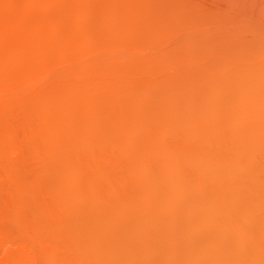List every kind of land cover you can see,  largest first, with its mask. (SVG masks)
I'll use <instances>...</instances> for the list:
<instances>
[{
    "label": "rangeland",
    "instance_id": "374dc122",
    "mask_svg": "<svg viewBox=\"0 0 264 264\" xmlns=\"http://www.w3.org/2000/svg\"><path fill=\"white\" fill-rule=\"evenodd\" d=\"M3 1V2H2ZM0 0V14H2L3 13V15L4 16H9V18L10 17H14L13 15H15V16H17V15H19V17H18V19L21 21H19L20 22V24H21V26H23V27H25V26H27L26 28L28 29H30V28H33V27H39V31H42L41 33L42 34H44V35H48L49 37H48V39L47 40H43L44 42L41 44H39L40 45V47H41V49H42V51H40V48H39V50H37L38 52H36L35 54L36 55H38L37 57H38V62H40V63H38V64H40V65H38V67L39 68H37V67H34L35 65H33V64H30L31 66H32V69L33 68H37V69H35V70H32L31 69V66L28 64V62L27 61H30V60H28L27 59V57L25 56L26 54L28 55V57H29V54L28 53H20V52H23L24 51V49L22 50V51H20L19 50V46H17L18 47V50L17 51H15V52H18V53H16L15 55L17 56V57H19V59H17L16 60V64L14 65L13 63H12V65H10V63H8L9 64V67H7L8 65L5 63V60H6V57H4L6 54L5 53H3V51H4V49L1 51V49H0V55L1 54H3L4 56H0V66H4L3 68H5V72H4V70L2 71V69H1V71L0 72H4L3 73V75L1 74V76H0V84H1V86H0V89H2V91L0 90V103H1V105H0V147L2 146L1 145V143L3 142V144L5 143V140H7L6 141V143L4 144V145H7V147H9V151H5V152H3V154L1 153V151H0V264H47V262L46 261H44V259H45V255H46V253L47 252H51V249H52V251L54 252V250L56 249V252H54L55 254L57 253V252H59V254L57 253L56 255L55 254H53V255H55V256H57L58 258H57V260L55 259V261L56 262H54V264H65V260H68V261H71L73 264H76L75 262L77 261V257L75 256V254H74V252H72V245H73V239L74 238H79V237H82V236H84V235H90V236H92L93 234V232L95 231V224H98V222H99V224L97 225L98 226V228L100 227V226H102L103 225V227L105 226L106 227V224H108V223H103V220L106 222L107 220H109V218L108 217H106L105 215L107 214H105L104 212H106V211H104V212H101V214L99 213V216H98V211L96 212V211H93V210H95V208H96V204L94 203L93 204V201L91 200V199H88V198H85V199H88V200H86L85 202H84V199L82 198L81 200H79L80 201V203H77V202H79L78 201V199L77 198H75V197H77V194H79V193H81V191L83 190L82 189V184H83V182L84 183H86L87 182V180L88 179H86V177L89 175H91L90 174V172H91V170H92V174L94 173V171H96V173L98 172V169H97V167H96V165L98 164V163H95V162H99V161H95L96 159H98V160H100V166H102V167H105V171H106V169L107 168H109V171H110V173L111 174H113L110 178L111 179H114V181H115V179L117 180V178L119 179L118 180V182H119V184L122 182L123 184L125 183L126 184V182H127V186H123V187H127L125 190H126V192H124L125 190H121L122 191V193H123V197H121L122 196V194H121V192H120V194H118V195H115L114 196V198H112V197H109V196H107L109 199L110 198H112V201H115V198L117 199L116 201L117 202H112V201H110L111 203H112V205H119L120 203H121V201H123L124 199H126V198H132V200H133V198H134V200H135V202H136V199H135V197H134V195H137L138 196V193H139V195L140 194H142L143 192H144V190L145 191H149V190H155L153 193H155V196H154V198H153V196H152V199H154L153 201V203L150 205V207H149V203H150V201H152V200H148L149 201V203H147L148 201H145V205H146V203H147V205L145 206V205H142L143 206V208L144 207H146V208H144V211L147 209V206H148V210H146V211H148V213L150 214V216H145V215H148L147 214V212H144V213H141L140 212V214L141 215H139L138 213L139 212H137V211H135V212H137V214L138 215H135V216H132L131 215V211L132 210H134V209H132L131 211L129 210V209H131V208H129L128 210L126 209V211L127 212H129V214H128V216L129 217H131L130 219H127V218H129V217H126V219L127 220H125V218H124V223L126 224V221L128 222V223H132V225H128L129 226V231H131L130 232V234L132 233V231L134 230L133 229V227H135V232L134 233H136V234H134L135 236H137L138 235V233L136 232V229L138 228V227H140V228H142L141 226H144V220H146V223H145V228L146 229H148V230H146V229H144L143 228V230H144V232H143V230H142V232L144 233V236H146V235H148L149 233L148 232H151L152 233V231H153V233L155 234V235H157V237L152 233V235H153V238L152 239H154V240H152L151 239V237H149L148 236V238H150L151 240L150 241H148V242H146V243H144L143 241L145 240H143L142 238L143 237H141L140 235L142 234V236H143V233L141 232V234H139L138 235V237H136L135 239H133V240H137V241H134V242H132L133 240H131L130 238L131 237H129L128 235V237H129V240H128V238L126 237V236H124V237H126L125 238V240L127 241V242H125V241H123L124 243H121V244H127L128 246H126V244H125V246L126 247H128V249H132L133 250V248L130 246V244H133V245H135L134 243H136V245H135V250L133 251L134 252V254L136 253V255H138V252H139V254H140V250H142V249H144V250H146V248H147V246L148 245H153V243H155V246H154V248L156 249H153L152 247L153 246H150L151 247V249H153V250H151L152 252H154V250H155V253H151V251H150V256L148 255L147 256V258H144L143 256H145V254H143L142 255V253L140 254V255H142V257L140 256V255H138V256H136V257H141L140 258V260L139 259H136L135 261H136V264H137V262L138 261H141V262H139V263H141V264H143V262L145 261V259L148 261L147 263L148 264H160V263H162L163 264V262H164V264L166 263L167 264V262H169L170 260L169 259H171V260H173V258H176V256L178 257V255H176V252H177V254L179 253V252H183V250H185L186 249V247L188 248V250L186 249V251L188 252H190V254H192V253H197V254H199V255H197V254H195V256L196 257H199V258H196L195 256H194V258H196V262L195 261H187L186 260V256L187 257H189V255L190 254H188V255H182V254H180L181 255V257L183 256V259L185 260V261H182V258L179 256V258H177V259H175V261L173 260V261H170V263H168V264H171V262H173L172 264H178V263H180V264H197V262H198V264H200L199 262L201 261V262H203L204 260H206V261H204V263H202V264H207V262H208V258L211 256L212 257V255H214L215 256V254H212L214 251H210V253L212 254V255H207V257L204 255V257L201 255L200 256V249L202 250L203 248H199V247H197V251L196 252H194L193 250H192V248L194 249V250H196L195 249V245H199L203 240L205 241H203V243H201L199 246H202V244L204 245V244H206L207 245V240H209V238L208 237H210L209 236V234H212V230L210 229L209 230V227H207L208 226V224L205 222L204 223V221L206 220H204V217H206L205 216V213H204V215H200V214H203V212L205 211H203V209L201 210H199L198 208V210L199 211H201V213L199 212V211H197V209H196V207L198 206L197 204H199L198 202L196 203V207L193 209L192 207H194L195 206V200L194 199H191V198H193L192 196L194 195V193H192V191L190 192L189 191V193H190V195L191 196H189V193H187V195H188V198H187V196H185V198L183 197L184 196V194H180V195H183V196H179V197H176L177 195H178V193L175 191V193H173L174 192V187H172V185H171V187L173 188V190H172V188H169L170 186L167 184V182H168V180H169V178H168V176H170V174H166L164 171L163 172H161L162 170H163V164H164V162L166 161V157H167V155H169V153H170V151L172 150V151H177V153H181V154H183V153H186L188 150L189 151H191L192 152V150H194V152H196V151H198L197 150V148H198V146H197V143H200L198 140H194V142H190L189 141V136H188V134L187 133H185V135L186 136H188V137H186L185 135H184V133L182 132V131H180V130H178L177 128H175V129H177V130H175L174 128H173V131L174 132H180V133H178V135H177V133H175L174 134V136H173V134H171V133H166L168 136H166V135H163L162 136V141H160V143H159V145H161L160 146V151H161V149L162 150H164V151H161V153L163 154V152H164V154H163V156L160 154V155H156V154H154L155 155V158H152L154 155L152 154L151 155V153H150V156H152L151 158L152 159H155L154 161L156 162H154L152 159H149V157L150 156H148L147 155V158L150 160V162H149V164L151 165V166H153L151 169L149 168V170H146V174H142V173H145V172H142L141 173V175L143 176H141L142 178H144V176H148V174H149V177H145V179L144 180H137V178L139 177L140 178V176H138L137 174L136 175H134L133 177H129V179H128V176H130V175H128L127 176V174H129L128 173V171L130 172V170H131V165H133V164H135L137 161L136 160H138V161H140L139 159H140V154L142 153L140 150L141 149H139V148H141V147H137V145H138V143L139 142H137V140H135L136 138L138 139V136H135L136 138L134 139V140H132V141H130L131 143H129V141L127 140V132L125 131L126 129H122L123 131L121 132L120 130L118 131V132H120V133H117L118 135H120V136H116V138H115V136H114V140L112 141V143H111V145H108V146H106V148H105V146H103V147H101L100 148V146H98V145H95V146H93L92 144H95V143H93L94 141H92V144H91V142H90V140L92 139H94V138H90V140H89V145H88V147L90 148V150H89V148L87 147L86 149L84 148V149H82L83 150V152H82V150H80V152L81 153H78L77 151H74L75 153L77 152L79 155L78 156H75V153L73 152V155L72 154H68V151L70 152V150H68V151H66V152H64V151H61V150H63V149H60V146H59V150L58 149H55V150H58V151H55V152H52L51 153V157H54L55 156V154L56 153H59L60 151V153L59 154H56V155H58L57 157H56V159L54 160V158H51V160L50 159H47L48 158V156H50V154H48L47 152H46V150H43L42 148H44V146H47V145H49L48 143L47 144H45L46 142H47V140H48V138H47V140H45V138L44 137H41V135H38L37 136V134L34 136V132H36V130L37 131H39L40 129H43V127H46L45 126V124H43L42 123V119L41 120H39V118H40V116H41V114H40V116H38L39 114L37 113V112H39L40 110L39 109H37V111H35L36 110V108L34 109V111H35V113H34V111H33V114L31 113L30 114V112L32 111V107H34V105H35V107H36V105H38V106H40L41 105V103H43V102H41V101H43V100H46L45 99V97H47V96H49L50 97V100L53 98V96H54V94H55V96H54V98L56 99V101H62V100H65V99H63V98H65L66 97V93H68V95H72V93L74 94V95H76V96H70L71 98V101H73V100H76L75 102H81L82 103V106H83V108H84V100L87 98V99H92L93 98V100H94V98H96L97 96H98V94L102 91V90H100V92L99 93H97V94H93V92H92V94L91 95H89L90 93V90H87V88H83V86L85 85V82H87V81H89L87 84H89L90 85V83L91 82H95L96 81V83L98 82V81H100L101 83H102V80H104L103 78H105L106 77V75H103L102 73H105L104 71L102 72V70L100 71V72H102V73H100L99 72V69H100V67H98L99 69H98V71H97V69H96V71L95 70H92V69H94V68H97L96 67V64H98L100 61H101V63L103 62L104 64L106 63V61L109 59L110 61L111 60H113L114 58V60H113V62H114V64H113V62H111V68H109L110 67V64H108V63H106V65H104L106 68V70H107V67L109 68L108 70L110 71V69L111 70H121L122 72H124L125 71V74H123L121 71V73L122 74H116L115 73V75H114V73H112L111 71V73L114 75H112V76H109V75H107V79L105 78V80L106 81H108L109 79V82L110 81H112V83H108L109 85H111V88L113 89V87H116L115 89H113V90H115V94H116V92L117 93H119V91L118 90H120V95H119V97H117V95H116V97L115 98H117V100H118V98H120L121 99V102H122V98H121V94H122V90L124 89L125 90V87H126V84H128V87L130 88V86H132V85H134V87L132 88L131 87V89H135V88H140V85L142 84L143 85V82L145 83V84H147V82L149 81L150 82V85H151V83H152V81L154 80L155 81V83H156V80L157 81H159L161 78H163V77H165V79H167L168 80V78H166V76H168L169 75V68H170V66L173 64V60L175 61L176 59H180V58H176V59H173L172 57L173 56H179V55H181V54H186L187 55V57L190 59V60H187L186 58H185V56H184V58H185V60L186 61H190V62H186L184 65L182 64L183 63V61H181L180 63L184 66H182V65H180L179 64V67H177V66H175L174 67V69H176L177 68V70H173V72H171V69H170V72L172 73V75L173 74H175V75H173V76H176L177 75V73L180 71V73H178V75L177 76H181L182 74L181 73H184V75H182V77H186V76H188V78H189V82H192L193 84L192 85H194L195 84V86L196 85H198V84H196V83H199V81L201 82L202 80L201 79H203V81L204 82H210V83H213V86L214 85H217V87L219 86V85H221V84H223L227 79H228V76H233L234 77V75H235V78L237 79L238 77H236V72L238 73V70H240V68L241 67H243V68H245V71L248 69V68H251V74H253V72H252V70H253V68L252 67H254L255 68V64H256V66L258 65V67H260L259 66V64H261L262 63V57H261V59L260 60H258L257 59V57H256V55H259L260 53H261V51L262 52H264V0H153V2L151 3V0H119L118 1V3H119V7H121L120 8V10H124V9H126L127 11L129 10V11H131L133 8H134V10H132V11H135V12H131V15H130V17L131 18H133L134 16H135V18H133V19H130V17H129V19H128V24H126V26H127V28H129L130 26H131V24L133 25L134 24V21H136V23H135V25L138 27L139 26V28L140 27H142L143 28V25L146 27V26H148L147 24L148 23H151V24H158L157 25V28H154L155 30H152V29H150L149 31H148V34L150 35V37H147V36H149V35H146V36H144V34L146 33V29H144V33L142 34L141 32H139V30L141 31V30H143L142 28H140L139 30H138V28H136V26H134L133 25V27H131L132 29H130V31L128 30L127 32L128 33H123V32H121L120 33V31H121V29H120V27L122 26V25H119L118 27L119 28H117V29H119V32H117L118 30L116 29V27L117 26H115V25H112V24H108L107 22H104L103 20H102V22H101V20H99L98 18L100 17L98 14H97V12L98 11H100L101 9H104L105 8V6L104 5H106L105 3H104V0H89L90 2L88 3V0H33L34 2H30V1H32V0H30V1H26V0ZM7 1V2H6ZM15 3H14V2ZM25 1V2H24ZM42 1H44V2H42ZM79 1V2H78ZM92 1V2H91ZM103 1V2H102ZM121 1V2H120ZM149 1V2H148ZM160 1V2H159ZM11 2H13V3H11ZM32 3L31 5H32V7H30L31 5L30 4H28V3ZM42 2V3H41ZM46 2H48L47 4H46ZM52 2V3H51ZM63 2V3H62ZM84 2V3H83ZM88 4H87V3ZM97 2V3H96ZM127 2V3H126ZM129 2V3H128ZM146 2V3H145ZM165 2V3H164ZM26 3V4H25ZM37 3V4H36ZM43 4V5H41V4ZM45 3V4H44ZM49 3H50V5H49ZM91 3V4H90ZM104 3V4H103ZM133 3V4H132ZM156 3H157V6H159V7H161L162 9H163V7H165L166 9H168V11L170 10V7H171V10H174L173 11V13L175 14V17L173 18V15H170L171 13H170V11H169V13L167 12V10L165 11L164 9V11L165 12H167V15L166 16H164V18L167 20H162V19H158V21H157V19L156 18H158V16L156 17V18H154L153 19V17H152V11L154 12L153 14H155L156 12H157V10H156V8L157 9H159L158 7H156ZM8 4V5H7ZM17 4V5H16ZM59 4V5H58ZM73 4V5H72ZM85 4V5H84ZM104 6V8H102L103 6ZM140 4V5H139ZM153 4L155 5V6H153ZM3 5V6H2ZM12 5V6H11ZM20 7H19V6ZM29 5V7H30V9H28L29 7H27V6ZM34 5V6H33ZM45 5V6H44ZM47 5H48V7H47ZM67 5V6H66ZM127 5V6H126ZM130 5V6H129ZM133 5H135V6H133ZM136 5L138 6V7H136ZM142 5V6H141ZM36 6V7H35ZM62 6V7H61ZM73 6V7H72ZM99 6V7H98ZM152 6V7H151ZM174 8H173V7ZM47 7V8H46ZM69 7H70V9H69ZM81 7V8H80ZM87 7L89 8V10H87ZM92 7H95L94 9H93V12H92ZM133 7V8H132ZM139 7H142V9L140 8V11H139ZM156 7V8H155ZM167 7H169V8H167ZM18 10H17V9ZM68 8V9H67ZM75 8L77 9V10H75ZM97 8H99L97 11H96V9ZM101 8V9H100ZM173 8V9H172ZM34 9V10H33ZM42 9H44V10H42ZM62 9V10H61ZM64 9V10H63ZM80 9V10H79ZM85 11H84V10ZM91 9V10H90ZM131 9V10H130ZM137 9V10H136ZM8 10H9V12H8ZM14 13H12L11 11ZM30 10V11H29ZM79 10V11H78ZM82 10H83V12H82ZM141 10H143V12H141ZM152 10V11H151ZM18 11H19V13H18ZM41 11H42V13H41ZM81 12L80 14H76V16L75 15H73V13L74 12ZM87 11V12H86ZM139 11V12H138ZM149 11L151 12V19L150 18H147L148 16H149V14H147V12L149 13ZM159 11V10H158ZM161 11V10H160ZM8 12V13H7ZM46 12V13H45ZM69 12V13H68ZM96 12V13H95ZM145 12H146V15H144L145 14ZM25 13V14H24ZM72 13V15H69V14H71ZM99 13V12H98ZM136 13V14H135ZM11 14V15H10ZM41 14V15H40ZM90 14V15H89ZM93 14V15H92ZM142 14V15H141ZM87 15V16H86ZM95 15V16H94ZM43 16V17H42ZM73 16V17H72ZM94 16V17H93ZM99 16V17H98ZM133 16V17H132ZM170 16H172V17H170ZM37 17V18H36ZM71 17V18H70ZM83 17V18H82ZM84 17H85V19H84ZM88 17V18H87ZM95 17H96V19H95ZM39 18V19H38ZM137 18V19H136ZM172 18V20H170ZM8 19V18H7ZM14 19V18H13ZM46 19V20H45ZM91 21H90V20ZM143 19V20H142ZM76 20V21H75ZM131 20H132V23H131ZM134 20V21H133ZM138 20V21H137ZM142 20V21H141ZM72 21V22H71ZM140 21V22H139ZM155 21H157V22H155ZM162 21V22H161ZM166 21V22H165ZM64 22V23H63ZM83 23L84 25V27L83 26H81L80 25V23ZM95 22V23H94ZM131 24H130V23ZM138 22V23H137ZM144 24H143V23ZM167 24V27H163V26H166V24ZM37 23V25L36 26H34V24H36ZM81 23V24H82ZM93 23V24H92ZM139 23H142L141 25L139 24ZM162 23H163V25H162ZM56 24V25H55ZM94 24H95V26H94ZM97 24V25H96ZM161 24V25H160ZM25 25V26H24ZM33 25V26H32ZM41 25V26H40ZM53 25V26H52ZM78 25H80V27L78 26ZM99 25V26H98ZM111 25V26H110ZM28 26H30V27H28ZM32 26V27H31ZM55 26V27H54ZM103 26V27H102ZM105 26V27H104ZM115 28H114V27ZM129 26V27H128ZM160 26H162L163 28H161ZM23 27H21V28H23ZM50 27V28H49ZM64 27V28H63ZM67 27V28H66ZM70 27V28H69ZM112 27V28H111ZM144 27V28H145ZM170 29H169V28ZM21 28H18V29H21ZM56 28V29H55ZM81 28L85 31L84 33H85V35L84 34H82V32L80 33V31H81ZM88 28V29H87ZM122 28V27H121ZM146 28H148V27H146ZM159 28V30H160V32L162 33H160L161 35H158L157 36V32L158 31H156V29H158ZM167 28L169 29V31L167 32ZM52 29H54L53 31H52ZM65 29V30H64ZM72 29V30H71ZM93 29V30H92ZM108 29V30H107ZM110 29H112V31L110 30ZM135 29H137V30H135ZM161 29H162V31H161ZM164 29H166L165 30V33H164ZM14 30V29H13ZM15 30H17V29H15ZM14 30V31H15ZM132 30V31H131ZM14 31H12L11 30V32L13 33ZM18 31V30H17ZM43 31L46 33H43ZM59 31V32H58ZM88 31V32H87ZM94 31V32H93ZM98 31V32H97ZM114 31H116L115 33H114ZM153 31V32H152ZM154 31H155V33H154ZM53 32V33H52ZM107 32V33H106ZM137 32V33H136ZM5 32H0V39L2 38L3 39V37H4V39L2 40H0V41H2L4 44H6V46H11L10 44H15V45H19V43H20V41H22L23 42V39L22 38H20L21 40H19V38L17 37V39H15V40H13L12 39V36H16L15 34H17V33H14L13 35H12V33H10V31L9 32H7V33H5ZM19 33H21V31H19L18 32V34ZM66 33V34H65ZM67 33H68V35H67ZM73 33V34H72ZM112 35H111V34ZM151 33H154V34H151ZM61 34V35H60ZM72 35V37H71V35ZM76 34V35H75ZM81 34V35H80ZM118 34H119V36H118ZM120 34H121V36H120ZM124 34H125V36H124ZM130 34V35H129ZM135 34H136V36H135ZM147 34V33H146ZM3 35V36H2ZM65 35V36H64ZM109 37H108V36ZM111 35V36H110ZM152 35V36H151ZM156 35V36H155ZM18 36V35H17ZM58 36H60V38L58 37ZM76 36V37H75ZM82 36V37H81ZM86 36V39L85 38H83V37H85ZM92 36V37H91ZM100 36V37H99ZM141 36V37H140ZM67 37V39H65ZM71 37V38H70ZM155 37V38H154ZM7 38V39H6ZM16 38V37H15ZM62 38V39H61ZM83 38V39H82ZM130 38V39H129ZM137 38V39H136ZM9 39V40H8ZM13 41H12V40ZM29 39V38H28ZM31 39V38H30ZM80 39H82V42H79V41H81ZM112 39V40H111ZM127 39V40H126ZM149 39V40H148ZM19 40V43L17 42ZM84 40V41H83ZM106 40V41H105ZM142 42H141V41ZM144 40L147 42H144ZM5 41V42H4ZM15 41V42H14ZM29 41H31V40H29ZM28 41V42H29ZM100 41V42H99ZM141 43H140V42ZM148 41H151V42H148ZM102 42V43H101ZM115 42V43H114ZM119 42V43H118ZM25 43H27V41L25 42ZM62 43V44H61ZM64 43H66V44H64ZM106 43V44H105ZM109 43V44H108ZM9 44V45H8ZM61 44V45H60ZM81 44V45H80ZM94 44V45H93ZM97 44V45H96ZM121 44V45H120ZM145 44H147V45H145ZM22 45V44H21ZM58 45V46H57ZM62 45L64 46V47H66L65 49H62L61 51L59 50V46H61L62 47ZM66 45V46H65ZM99 45V46H98ZM103 47H102V46ZM105 45L106 46H108V49H105V48H107V47H105ZM109 45H111L110 47L112 48H115V47H117L116 49H110V47H109ZM113 45V46H112ZM68 46L71 48H68ZM79 46V47H78ZM81 46V47H80ZM98 46V47H97ZM145 46V47H144ZM14 46H12V48H13ZM55 47L57 48L56 50L58 51H60V52H56L57 53V55H59L60 56V58H58L57 56H55L54 57V55L56 54V53H50V52H52V50L53 49H55ZM59 47V48H58ZM64 47H62V48H64ZM77 47H78V49H80V50H82V51H85V52H83V53H81L82 51H80V50H78L77 49ZM98 48L99 50H100V48H104V50H98L97 48V50L99 51V53H94L93 51L95 50V49H92V48ZM124 47V48H123ZM7 48H9V47H7ZM22 48V47H21ZM38 48V47H37ZM53 48V49H52ZM74 48V49H73ZM78 50V52H79V54L81 55V58L80 57H78V56H80L79 54H77L78 52H77V50ZM119 48V49H118ZM122 48V49H121ZM11 49V48H10ZM14 49V48H13ZM15 49H17L16 47H15ZM52 49V50H51ZM110 49V50H109ZM131 49V50H130ZM51 50V51H50ZM70 51L69 53H68V57H67V55L65 54V52H63V51ZM97 50H95V51H97ZM119 50V51H118ZM14 51V50H13ZM48 51H50V52H48ZM54 51V50H53ZM74 51L76 52V53H74ZM238 51V52H237ZM14 52V53H15ZM25 52V51H24ZM27 52V51H26ZM44 54H42V53ZM91 52V53H90ZM104 52V54H102ZM106 52H108V53H106ZM228 52H231V53H233V52H235V54L233 53V56L236 58V57H238L239 58V61L237 60L238 58H234V61H238V62H231V60L233 59H231L230 58V56L231 55H229V53ZM249 52H252V53H250V55L252 54V56L253 55H255V56H253L254 58H256V59H254V58H252V59H254V63L252 64H250V58L252 57H250L249 56V54L248 53ZM38 53V54H37ZM64 54V56L66 57H64L63 56V54ZM73 53H74V55H73ZM88 53V54H87ZM94 53V54H93ZM101 53V54H100ZM105 53H106V55H105ZM117 53V54H116ZM118 53H119V55H118ZM238 53V54H237ZM255 53V54H254ZM257 53H259V54H257ZM18 54V55H17ZM19 54L20 55H23V56H21L22 58H23V60L25 59V64H24V61L23 60H21L20 59V56H19ZM25 54V55H24ZM71 54H72V57H71ZM88 55V58L86 59V57H87V55ZM95 54H97V55H95ZM108 54V55H107ZM175 54H177V55H175ZM237 54V55H236ZM241 54H243V55H240ZM247 54V56H245ZM35 55V56H36ZM43 55V56H42ZM47 55V56H46ZM93 55H94V58H93ZM102 55V56H101ZM131 55V56H130ZM261 55H263L262 53H261ZM35 56H34V58H35ZM46 56V57H45ZM109 58H108V57ZM113 56V57H112ZM126 56V57H125ZM133 56V57H132ZM148 56V57H147ZM157 56V57H159V59H161L160 60V62H159V60H158V62H157V59L156 60H152V58L154 59L155 57ZM182 56V55H181ZM180 56V57H181ZM4 57V58H3ZM16 57V58H17ZM36 57V58H37ZM40 57V58H39ZM44 57L46 58V60L47 61H45V59H44ZM75 57V58H74ZM78 57V58H77ZM96 57L98 58V60L96 59ZM101 57V58H100ZM149 58L148 60H146L147 58ZM174 57V58H175ZM243 57V58H242ZM250 57V58H249ZM1 58H3L2 60H1ZM35 58V59H36ZM77 58V59H76ZM91 58H93V60H91ZM104 58V59H103ZM107 58V59H106ZM111 58V59H110ZM120 58V59H119ZM137 58H142L141 60L142 61H138V60H135V59H137ZM183 58V57H182ZM231 60H230V59ZM242 58V59H241ZM245 58V59H244ZM248 58V59H247ZM64 59V60H63ZM72 59V60H71ZM83 59H85V60H83ZM88 59H89V61H88ZM127 59V60H126ZM132 59H134V61L132 60ZM151 59V60H150ZM173 59V60H172ZM248 61H247V60ZM250 59V60H249ZM21 60V61H20ZM27 60V61H26ZM37 60V59H36ZM58 60V61H57ZM77 60H78V62H77ZM81 60H83L82 62H81ZM91 60V61H90ZM97 60V61H96ZM106 60V61H105ZM123 60V61H122ZM133 61V62H137V63H133V62H131L130 63V61ZM150 60V61H149ZM180 60H184V59H180ZM179 60V61H180ZM246 60V61H245ZM257 60V61H256ZM263 60H264V58H263ZM3 61H4V63H3ZM20 63H19V62ZM23 61V62H22ZM44 61V62H43ZM71 61H73V64L71 63ZM74 61H76L77 63H75ZM127 61H129V62H127ZM156 62V63H158V65L155 63V65H157V69H161L162 71V74H161V72L159 71V73H160V75H159V78L155 75L156 73H157V71H153V69H155L156 68V66L154 67L152 64V66L154 67H152L151 66V68H150V70H152V71H149V72H147L148 74H146V72L145 73H142V72H144L145 70H146V67L147 66H149V63L150 62H152V63H154V62ZM233 61V60H232ZM242 62V63H239V62ZM2 62V63H1ZM10 62V61H9ZM13 62V61H12ZM17 62H18V64H17ZM22 62V63H21ZM47 62V64H45ZM85 62V63H84ZM93 63V65H94V63H95V67H93L92 68V63ZM109 62V61H108ZM121 62V63H120ZM124 62H127L128 64H126V63H124V65L126 66V65H128V66H126V68L125 69H127V71L126 70H124V68L123 67H121V65L123 64ZM138 62H140V63H138ZM141 62H142V67L143 68H145V70H143L142 71V67L139 65V64H141ZM144 62V63H143ZM176 62H178V61H176ZM244 62H245V64H244ZM247 62V63H246ZM249 62V63H248ZM253 62V61H252ZM257 62V63H256ZM264 62V61H263ZM28 65H27V64ZM31 63V62H30ZM42 63V64H41ZM75 63V64H74ZM83 63V64H82ZM88 63H91L90 64V68H89V70H90V72H89V74H90V76H88V74L86 75V73H85V78H82V76H84V75H79V74H77V73H75L77 70H79V67L81 66H83L82 68H84L83 70H84V72H88L89 70H88V67H89V65H88ZM102 63V64H103ZM160 63V64H159ZM179 63V62H178ZM229 63H231V65L229 64ZM2 64H5V65H2ZM101 64V65H102ZM107 64H108V66H107ZM119 64V65H118ZM121 64V65H120ZM129 64H132V65H130V68H128L129 67ZM135 64V65H134ZM143 64H146L147 66L146 67H144L143 66ZM190 64V65H189ZM249 64H250V67H249ZM85 65H88V66H86L85 67ZM99 65V64H98ZM115 65H117L118 66V68L120 67V69H118L117 68V66H115ZM124 65H122V66H124ZM225 65H228V68H227V66H226V70L227 71H225V72H223V73H225L224 75H223V73H220V74H218V73H215L214 72V70L215 69H217L218 67L220 68L221 66H225ZM20 66H22V67H20ZM28 66H30V70H32V73H33V79H29V83L27 82L26 83V81H24V85L23 84H21V85H19L18 83H21V81H20V78H21V80H22V77H20L19 78V81L20 82H18V80H14L15 78H17V77H15L16 75L15 74H17V75H20L21 73H24V72H27L26 74L24 73L22 76H23V80H27L28 78H29V76L27 75L28 74ZM69 66V67H68ZM76 66L78 67V69L76 68ZM100 66V65H99ZM124 66V67H125ZM185 66H187V67H185ZM245 66H248V67H245ZM252 66V67H251ZM14 67V69H12ZM27 67V68H26ZM102 67V69H103V66H101ZM113 67V68H112ZM135 67H137V68H135ZM139 67L140 68H142L141 69V71H139L140 69H139ZM8 68V69H7ZM15 68H16V70H15ZM18 68H20V69H18ZM25 68V69H24ZM75 68V71L73 70V69ZM87 68V70H85ZM135 68V69H134ZM148 68V67H147ZM148 68V69H149ZM223 69H224V67H222ZM247 68V69H246ZM6 69H7V71H6ZM51 69V70H50ZM70 69L72 70V71H74L73 73H72V71H70ZM129 69V70H128ZM135 70V72H134V70ZM138 69V71L136 72V70ZM148 69H147V71H148ZM242 69V68H241ZM256 70L258 69L257 67L255 68ZM12 70H14V71H17V73L16 72H14L13 71V74H12V76H11V71ZM20 70H22L21 72H20ZM38 72H40V73H38V76H37V71ZM179 70V71H178ZM222 70V69H221ZM24 71V72H23ZM33 71H36L35 73L33 72ZM80 71V74H81V72H82V69H80L79 70ZM109 71H108V74H109ZM213 71V72H212ZM216 71V70H215ZM241 71V70H240ZM242 71H243V69H242ZM241 71V72H242ZM245 71H243L244 73H245ZM249 70H248V72H250ZM7 72V74H5ZM41 72H42V74H41ZM59 72V73H58ZM70 72V74L72 75V74H77V75H79L78 76V78H79V80H78V78H77V76L76 75H74V78H72V77H69L70 76V74H69V76H68V74L67 73H69ZM98 72V74H96V73ZM114 72H117V71H114ZM139 72H141V75H139V76H137V73H139ZM154 72H156V73H154V75H153V73ZM167 72V73H166ZM175 72V73H174ZM217 72V71H216ZM247 72V73H248ZM258 72V71H257ZM9 73V74H8ZM20 73V74H19ZM107 73V72H106ZM105 73V74H106ZM118 73H119V71H118ZM126 73L128 74V76H129V78H128V76H126ZM131 73V74H130ZM134 73V74H133ZM136 73V74H135ZM185 73L187 74V75H185ZM240 73V72H239ZM29 74H31V71H30V73ZM39 74H41V75H39ZM67 74V75H66ZM101 76H100V75ZM130 74V75H129ZM144 74H146L147 76H145ZM180 74V75H179ZM10 75V76H9ZM15 75V76H14ZM25 75H26V77L28 76V78H26L25 77ZM34 75L36 76L35 78H34ZM42 75H44V76H42ZM98 75V76H97ZM117 75H118V77H117ZM119 75H120V77H119ZM125 76V80L127 79H129L130 80V77H131V79H133L134 80V82L133 81H127L126 80V84H125V86H123V84H124V82H123V76ZM132 75V76H131ZM134 75H136L135 76V78L133 77ZM144 75V76H143ZM158 75V74H157ZM171 75V74H170ZM238 75V74H237ZM239 75H242V73H240ZM238 75V76H239ZM3 76H4V78H3ZM9 76V77H8ZM15 78H14V77ZM68 76V77H67ZM76 76V77H75ZM109 76V77H108ZM116 76V77H115ZM156 76V77H155ZM163 76V77H162ZM2 77V78H1ZM14 78V79H11V78ZM19 77V76H18ZM32 77V76H31ZM39 77H41V78H39ZM87 77V78H86ZM98 78V81H97V78ZM112 77V78H111ZM121 77H122V79H121ZM137 77H138V79H137ZM154 77V78H153ZM172 77V76H171ZM66 78V79H65ZM68 78V79H67ZM71 78V79H70ZM77 78V79H76ZM84 80V79H87L86 81H83L82 79ZM90 78V80H88ZM101 78V79H100ZM119 80H118V79ZM142 78V79H141ZM173 78V77H172ZM172 78H169V79H171L172 80ZM176 78V80L177 81H181L182 79H180V78H177V77H175ZM187 78V77H186ZM186 78H185V80H186ZM191 78V79H190ZM205 78V79H204ZM7 79H11L12 81H11V84L10 83H7L8 81L10 82V80H8V81H6ZM35 79V80H34ZM74 79V80H73ZM76 79V80H75ZM96 79V80H95ZM112 79V80H111ZM114 79H115V81H114ZM152 80V81H150V80ZM159 79V80H158ZM164 79V78H163ZM164 79V80H165ZM178 79H180V80H178ZM234 79V78H233ZM233 79H231V81H233ZM235 79V80H236ZM22 80V81H23ZM92 80V81H91ZM104 80V81H105ZM176 80H173V82L174 81H176ZM198 80V81H197ZM234 80V81H235ZM5 81V82H4ZM54 81V82H53ZM63 81H64V83H63ZM67 81V82H66ZM73 81V82H72ZM143 81V82H142ZM147 81V82H146ZM153 81V82H154ZM161 82L159 83V82H157V85H156V87L154 86V88L156 89L155 91H158V90H160V93H161V90L162 89H160V86H162V88L163 89H165L166 88V86H168L167 84L169 83V82H172V81H169L168 83L167 82H165V81H163L162 82V79L160 80ZM228 81V83L230 82V77H229V80H227ZM227 81H226V83H225V85L227 84ZM13 82L15 83V85L16 84H18V85H16V86H19V87H16L14 84H13ZM76 82H79V83H76ZM81 82H83V83H81ZM114 82V83H113ZM120 82H123V83H120ZM164 82L166 83V86H165V84H164ZM194 82H196V83H194ZM4 83H6V84H8V86H6ZM68 83H70V84H68ZM100 83V84H101ZM116 83H118L117 84V86H116ZM202 83V82H201ZM4 84V85H3ZM44 84V85H43ZM45 84H46V86H45ZM73 86H72V85ZM87 84L85 85V86H87ZM104 84H106V82L104 83ZM107 84V85H108ZM114 84V85H113ZM123 86V89H121L122 88V86ZM149 84V83H148ZM154 84V83H153ZM173 84V83H172ZM237 84V83H236ZM12 85H14V86H12ZM102 85V84H101ZM240 85V84H239ZM238 85V86H239ZM4 88H3V87ZM10 86V87H9ZM64 86V87H63ZM67 86H68V88H67ZM72 86V87H71ZM77 86V87H76ZM84 86V87H85ZM106 85H104V87H105ZM113 86V87H112ZM119 86H120V88H119ZM145 86V85H144ZM144 86H142V87H144ZM152 86V85H151ZM157 86H159V87H157ZM221 86H223V85H221ZM220 86V87H221ZM234 86V87H233ZM6 87V88H5ZM7 87H9V88H7ZM22 87V88H21ZM28 87V88H27ZM63 87V89H61ZM117 87H118V89H117ZM128 87H126V89L128 90L129 88ZM147 87V86H146ZM153 87V86H152ZM12 88V90L13 91H11L10 90V92H6L5 90H7L8 91V89H11ZM17 88H20V89H17ZM48 90H50V91H48ZM57 88H59L60 90H62V91H59V90H56ZM65 88H67L68 89V91H67V89L65 90ZM70 88H74V89H72V90H76V91H78V90H80V89H83L82 91L84 92V91H89L88 92V94H84L83 93V96H82V93L79 91L78 93H80L79 95H77L78 93L75 91H73L72 92V90H69ZM80 88V89H79ZM106 88V87H105ZM107 88H108V91L110 90L109 88V86H107ZM168 88V87H167ZM166 88V89H167ZM234 88H235V90H234ZM239 88V87H238ZM237 88V86L235 85V84H233L232 83V85H227V86H223V87H221L220 88V90H219V93H218V96L221 98V99H223V98H227L228 99V97L229 96H231L230 94H232L233 95V93H235V92H237L236 91V89H238ZM4 89V90H3ZM17 89V90H16ZM53 89H54V91H53ZM78 89V90H77ZM90 89H92V88H90ZM99 89H101V86H100V88ZM99 89H97V90H99ZM111 89V90H112ZM131 89H129V90H131ZM16 92H15V91ZM20 90H21V92H20ZM37 90H40V91H37ZM42 90V91H41ZM56 90V91H55ZM63 90H64V92H63ZM93 90V89H92ZM91 90V91H92ZM96 90V89H95ZM96 90V91H97ZM112 90V91H113ZM117 90V91H116ZM127 90H125V91H127ZM140 90V89H139ZM138 90V91H139ZM154 90V89H153ZM234 90V91H233ZM24 91V92H23ZM32 91V92H31ZM34 91V92H33ZM46 91V93L45 94H49V95H46V96H41V95H43L44 94V92ZM53 91V92H52ZM59 91V92H58ZM71 91V93H69ZM131 91H133V90H131ZM135 91V90H134ZM5 92V93H4ZM31 92V93H30ZM42 93V94H40V95H38L39 93ZM50 92H52V93H54V94H50ZM62 92H63V94H62ZM106 92H107V90H106ZM109 92H111V91H109ZM128 92V91H127ZM7 93V94H6ZM9 93H11V94H9ZM32 93H34V96H35V94H36V96L38 97V96H40V98L42 99L43 97H44V99H40L39 101L40 102H38L37 103V101H35L36 99H34V97H33V99H31V100H29L28 98L30 97V94H31V96L33 95ZM56 93H57V95H56ZM64 93H65V95H64ZM76 93V94H75ZM103 93H104V91H103ZM113 93V92H112ZM111 93V95H113ZM124 93V92H123ZM130 93V92H129ZM138 93V92H137ZM154 93V92H153ZM159 93V92H158ZM2 94V95H1ZM9 94V95H8ZM29 94V95H28ZM44 94V95H45ZM102 93H100V95H101ZM105 94V93H104ZM114 94V95H115ZM126 94V93H125ZM133 94V93H132ZM135 94H136V92H135ZM135 94H133V95H135ZM25 95V96H24ZM59 95V96H58ZM61 95H62V97H61ZM81 95V96H80ZM124 94H122V96H123ZM133 95H130V96H133ZM4 96V97H3ZM26 96H28V98L26 97ZM79 96V97H78ZM91 96V97H90ZM93 96H95V97H93ZM102 96H103V94H102ZM21 97V98H20ZM36 97V98H37ZM52 97V98H51ZM59 97V98H58ZM73 97V98H72ZM78 97V98H77ZM83 97V98H82ZM100 96H98V98H99ZM113 97V96H112ZM125 97V96H124ZM52 99L53 101H55V99ZM60 98H62V99H60ZM75 98V99H74ZM77 98V99H76ZM128 98V97H127ZM136 98V97H135ZM152 98V97H151ZM3 101H5V100H7L6 101V103H9V104H6V103H4V102H2V100ZM26 99V100H25ZM86 99V100H87ZM120 99H119V101H120ZM130 99V98H129ZM132 99V98H131ZM180 99H183V100H185L186 101V99H187V96H185V95H183V96H181L180 97ZM179 99V100H180ZM226 99V100H227ZM11 100V101H10ZM28 100V101H27ZM38 100V99H37ZM85 100V101H86ZM98 100H100V98L98 99ZM133 100V99H132ZM154 100V99H153ZM156 100V99H155ZM29 101H31L32 103L30 104V102ZM33 101H35V102H33ZM55 101V102H56ZM58 101V102H59ZM83 101V102H82ZM89 101V100H88ZM118 101V102H119ZM124 101V100H123ZM129 101V100H128ZM128 101H126V102H128ZM11 102H13V103H11ZM20 102V103H19ZM75 102H73V103H75ZM93 102V101H92ZM118 102L117 101H112L111 102V100H110V102L109 103H111V104H113L114 103V105H111V106H109V109L110 110H113L114 108H115V110H113V111H111L110 113H108V115H110V118H111V120L112 121H114V122H116V123H118L119 121H120V123L123 121V120H121L122 118L121 117H123V115L120 117L119 116V114H121L123 111H121V113H119L120 112V110H122V107H121V109H119L120 108V106H118ZM131 102V101H130ZM148 102H149V100H148ZM151 102V101H150ZM156 102V101H155ZM78 103V104H79ZM81 103L79 104L80 106H81ZM87 103V102H86ZM97 103V102H96ZM99 103H100V101H99ZM115 103H117V104H115ZM132 103V102H131ZM153 103H154V101H153ZM153 103L151 104V103H144L143 105H144V107H145V111H144V108H142L141 107V105H140V107H141V111L139 112L138 110L140 109H138L137 110V112H138V114L140 113V115H147L148 113H149V115H151V119L153 120V118H154V125H155V132H154V129H153V126H152V129H150V132H149V134L150 135H147L148 137H146V135L145 134H148V132L146 133V131H149L148 130V128H147V130L145 129V134H144V137L146 138H144V137H142V135H140L141 136V141H142V138H144L143 140H152L153 141V139L155 140V138H157V137H155V135H157V136H159L160 134L158 133V131H157V129H158V127L159 128H162L163 129V127H165V129L166 130H170V129H168L166 126H168V125H170V124H168V121L166 120L165 121V119L163 120H159L158 121V119L160 118H158V116H161L162 117V110L161 109H158V108H160V106L157 108L156 106H158V105H156L155 103V108H157L158 109V111L161 113V114H159V112L157 111V109H155V111H154V108H153V111L155 112H153V111H150L149 109L150 108H152V106L150 107V106H148V105H153ZM5 104H6V106H5ZM12 104H13V106H12ZM29 106H28V105ZM78 104H76L75 103V105H77L78 107H79V105ZM100 104H102V107H101V109L103 108V104L104 103H100ZM100 104H98V105H100ZM107 104V103H106ZM105 104V105H106ZM180 104H182V103H180ZM7 108H5L4 106ZM8 105V106H7ZM10 105H11V107H10ZM16 105V106H15ZM25 105V106H24ZM33 105V106H32ZM87 105V104H86ZM89 103H88V107H89ZM94 105V104H93ZM108 105H110V104H108ZM107 105V106H108ZM123 105H124V103H123ZM122 105V106H123ZM19 106V107H18ZM101 106V105H100ZM149 108H148V107ZM162 106V105H161ZM10 107V108H9ZM28 107V108H27ZM76 107V106H75ZM88 107H86V109L88 108ZM93 107V106H92ZM114 107V108H113ZM117 107H119V108H117ZM154 107V106H153ZM19 108V109H18ZM57 108L58 107H56V113H58V115H59V113H61V115H62V113L63 114H66L65 112H68L69 110H71V109H64L63 108V110L60 112V110L61 109H59V111L57 110ZM77 108V107H76ZM83 108H81V109H83ZM90 108V107H89ZM88 108V109H89ZM106 108H108V107H106ZM117 108V109H116ZM161 108H163V107H161ZM24 109V110H23ZM53 109H55V108H53ZM80 108H77L75 111H78ZM79 110V111H83V110H85V108L83 109V110ZM92 109V108H91ZM96 109V108H95ZM99 109V108H98ZM105 109V108H104ZM103 109V110H104ZM16 110H17V112L18 113H16ZM22 110V111H21ZM90 110V109H89ZM108 110V109H107ZM106 109H105V111H107ZM109 110V111H110ZM147 110H149L150 112H147ZM25 111H27V113L25 112ZM44 111V110H43ZM53 111V110H52ZM73 111V110H72ZM119 111V112H118ZM12 112V113H11ZM24 112V113H23ZM41 112V111H40ZM48 112H50L51 113V111H48ZM54 112V111H53ZM74 112V111H73ZM108 112V111H107ZM115 112H117V113H115ZM153 112V113H152ZM23 113V114H22ZM41 113H43V112H41ZM74 113H76V112H74ZM113 113L115 114L113 117H112V115H113ZM119 113V114H118ZM6 114V115H5ZM13 114V115H12ZM44 114V113H43ZM118 114V115H117ZM154 114V115H153ZM157 114V115H156ZM16 115V116H15ZM24 115V116H23ZM35 115V116H34ZM50 115V114H49ZM52 115H54V116H57V114L55 115L54 113L52 114ZM117 115V116H116ZM144 115V116H145ZM183 115V114H182ZM118 116H119V118H118ZM157 116V117H156ZM183 116H185V114L183 115ZM3 117H6V118H3ZM26 117V118H25ZM143 117V116H142ZM147 117V116H146ZM153 117V118H152ZM186 117V116H185ZM12 118V119H11ZM13 118H16V119H13ZM30 118V119H29ZM121 118V119H120ZM148 118V117H147ZM156 118V119H155ZM6 121H5V120ZM9 119V120H8ZM20 119H21V121H20ZM24 119V120H23ZM28 119V120H27ZM114 119H116V120H114ZM140 119H141V117H140ZM143 119H144V117H143ZM142 119V120H143ZM149 119V118H148ZM147 119V120H148ZM36 120H38V122H41V123H38ZM146 119H145V121H142L143 123L144 122H148ZM152 120H150L151 122H152ZM2 121V122H1ZM8 121V122H7ZM26 121V122H25ZM28 121V122H27ZM33 121H35V123H36V125H34V122ZM158 121V122H157ZM163 121H165V122H167V123H165V122H163ZM169 121H170V119H169ZM172 121V120H171ZM220 121V120H219ZM222 121H224V119H222ZM12 122V123H11ZM23 122V123H22ZM159 122L160 123H162L163 122V124H164V126H162V124H160V125H158L159 124ZM47 123H48V121H47ZM46 123V124H47ZM155 123H157V124H155ZM18 124V125H17ZM25 124V125H24ZM27 124H28V132H25V134H23L24 133V131H26L27 130ZM165 124H166V126H165ZM8 125H10V127L8 126ZM14 125V126H13ZM22 125V126H21ZM31 125V126H30ZM47 125H49V124H47ZM145 125H146V123H145ZM7 126V127H6ZM13 128H12V127ZM156 126H158V127H156ZM162 126V127H161ZM9 127V128H8ZM20 127V128H19ZM22 127H23V129L25 128V130H23L22 129ZM35 128V129H33V128ZM38 127V128H37ZM42 127V128H41ZM169 127V126H168ZM15 128H17V129H15ZM31 128V129H30ZM122 128V127H121ZM124 128V127H123ZM126 128V127H125ZM171 128V127H170ZM201 128V129H200ZM204 128V127H203ZM202 127H199L198 129H196V133H197V130H199V131H201V130H203V132L205 131V129H203ZM39 129V130H38ZM172 129V128H171ZM4 131V133H6L7 135H8V132L11 134L10 136L8 135V139H7V137H2V132ZM6 130L8 131V132H6ZM12 130V131H11ZM15 130V131H14ZM31 130H33L32 132H31ZM43 130H45V128L43 129ZM159 130V132H161L162 130L161 129H158ZM161 130V131H160ZM166 130H164V131H166ZM41 131V130H40ZM124 131H125V134H124ZM198 131V133H203L202 131L201 132H199ZM225 130H223V132H224ZM14 133V134H12V133ZM23 132V133H22ZM143 132V133H144ZM157 132V133H156ZM163 132V131H162ZM22 133V134H21ZM27 133V134H26ZM37 133H39V132H37ZM154 133V134H153ZM156 133V134H155ZM224 133H226V134H224ZM223 134H222V137H224V139L225 140H227V138L230 136H227L229 133L228 132H224ZM228 133V134H227ZM21 134V135H20ZM180 134V135H179ZM181 134H183V138H182V135ZM32 135V136H31ZM153 135H154V137H153ZM225 135V136H224ZM17 136H18V140H20L19 142H17L18 140H17ZM19 136H21V138L19 137ZM46 136V135H45ZM179 136V137H178ZM181 136V137H180ZM227 136V137H226ZM40 137V138H39ZM47 137H49V135L47 134ZM52 137V136H51ZM121 137H122V139H121ZM152 137H153V139H152ZM178 138V140H177V138ZM4 138V139H3ZM13 138V139H12ZM27 138V139H26ZM39 138V144L37 143L38 141H37V139ZM50 138V137H49ZM118 138H120V140L118 139ZM123 138H124V140H126V143L124 144V145H122L121 146V142H123L124 140H123ZM149 138H151V139H149ZM1 139H2V141H1ZM34 139V140H33ZM45 141H44V140ZM51 139V138H50ZM56 139V138H55ZM54 139V140H55ZM10 140V141H9ZM14 140V141H13ZM16 140V141H15ZM25 140V141H24ZM123 140V141H122ZM186 140H188V141H186ZM219 140H222L221 141V146H223V144H225V143H223V139L221 138V139H219ZM12 141V142H11ZM116 141H117V143H116ZM121 141V142H120ZM165 141H166V144H165ZM192 141V140H191ZM196 141V142H195ZM198 141V142H197ZM11 142V143H10ZM36 144H35V143ZM45 142V143H44ZM49 143H51L52 144V146H53V149H54V144H55V141H53L52 140V142H51V140L50 141H48ZM56 142H57V140H56ZM113 142H115V143H113ZM224 142H226V141H224ZM22 143H24V144H22ZM59 143V142H58ZM120 143V144H119ZM220 143V142H219ZM15 144H17V145H15ZM21 144V145H20ZM35 144V145H34ZM38 144V145H37ZM42 144L44 145L43 147H42ZM50 144V145H51ZM114 144V145H113ZM119 146H121V148H120V150H119V147H117L118 145ZM127 144V145H126ZM165 144V145H164ZM203 144V143H202ZM10 145V146H9ZM18 145H20V147L18 146ZM24 145H26V146H24ZM28 145H30V147L32 146V148H30ZM34 145V146H33ZM49 145V146H50ZM57 146H58V144H56ZM59 145H60V143H59ZM62 145V144H61ZM92 145V146H91ZM116 145V146H115ZM166 145H167V147H166ZM201 145V144H200ZM200 145H199V147H200ZM35 146H37V148L35 147ZM102 146V145H101ZM112 146V147H111ZM125 146V147H124ZM132 146V147H131ZM173 146H174V148H173ZM202 146V148L204 147V145H201ZM17 147H19V149L20 150H18V148ZM26 147H27V149H26ZM35 147V148H34ZM40 147V148H39ZM42 147V148H41ZM93 147V148H92ZM169 147V148H168ZM196 147V149H194ZM217 147L218 148H220V150L222 149V147H219L218 145H217ZM216 147V148H217ZM17 148V149H16ZM48 148H50V147H48ZM47 147L46 148H44V149H48ZM55 148H58V147H56L55 146ZM61 148H62V146H61ZM94 148H97V150H99V151H97L96 149H94ZM107 149V150H109V151H107V152H105L106 150L105 149ZM109 148V149H108ZM110 148H112V149H110ZM113 148H117L118 150H116V149H113ZM125 148V149H124ZM144 148V147H143ZM178 148V149H177ZM215 149V151H214V153H216V152H218L219 151V153L221 154V152H223L222 150L220 151L219 149ZM235 148V147H234ZM233 147H231V148H229V149H227L226 150V148H225V150L224 151H226V153H227V155L229 156H231L232 155V153H236L237 152V148H235V149H237L236 151H234L235 149H234ZM14 149V150H13ZM30 149H32V150H30ZM39 149V150H38ZM51 149V148H50ZM92 149V150H91ZM168 149V150H167ZM176 149V150H175ZM199 149V148H198ZM1 150V149H0ZM13 150V151H12ZM16 150H17V152H16ZM38 150V151H37ZM42 151V153H41V151ZM49 150V149H48ZM47 150V151H48ZM125 150V151H124ZM133 150V151H132ZM138 150V151H137ZM167 150V151H166ZM181 150V151H180ZM217 150V151H216ZM228 150H230V151H228ZM12 151V152H11ZM29 151H32V153L35 151V153H33V154H36V156L34 155V156H32V153H30ZM51 151H52V149H51ZM73 151V150H72ZM89 151V152H88ZM95 151V152H94ZM113 151V152H112ZM116 151V152H115ZM129 151H130V153H129ZM132 151V152H131ZM159 151V150H158ZM159 151V152H160ZM166 151V152H165ZM171 151V152H172ZM185 151V152H184ZM188 151V152H189ZM232 151V152H231ZM10 152V153H9ZM47 153L46 154V157L44 158L43 156H45V154L44 153ZM64 152V153H63ZM111 152V153H110ZM30 153V154H29ZM50 153V152H49ZM68 155H67V154ZM85 153H87V157H86V154ZM90 153V154H89ZM93 153V154H92ZM97 155H96V154ZM123 153V154H122ZM125 153V154H124ZM140 153V154H139ZM156 153H158V152H156ZM179 153V155H181ZM190 153V152H189ZM231 153V154H230ZM15 154V155H14ZM22 154V155H21ZM25 154H27V155H25ZM54 156H53V155ZM63 154H65V155H63ZM80 154L83 156V158L80 156ZM167 154V155H166ZM217 154V153H216ZM223 154V156H224V154H225V152H223L222 153ZM48 155V156H47ZM77 155V154H76ZM91 155V156H90ZM125 155V156H124ZM137 155V156H136ZM226 154H225V156H227ZM25 156H26V158H25ZM64 156V157H63ZM67 156L69 157V158H72L73 156H75V158L76 159H74L73 160V158L72 159H69V158H67ZM71 156V157H70ZM86 158H85V157ZM97 156H98V158H97ZM104 156H106V157H104ZM124 156V157H123ZM160 156V157H159ZM161 156H162V158L163 159H165V161L163 162L162 161V159L160 160V158H161ZM165 156V157H164ZM217 156H219V155H217ZM233 156V155H232ZM9 157V158H8ZM37 157H39V158H37ZM77 157H79L80 158V160H83V161H81V164L79 163L78 164V162H80V160H78V158ZM99 157H103L102 159L101 158H99ZM112 157V158H111ZM137 157H139V158H137ZM169 157V156H168ZM23 158V159H22ZM59 158H60V160H59ZM65 158L67 159V160H70L71 162L69 163V161H63V160H65ZM82 158V159H81ZM89 160H88V159ZM105 158V159H104ZM145 158V157H144ZM39 159V160H38ZM48 161H47V160ZM84 159H85V162H86V160H87V162L85 163L84 162ZM91 159H92V163L94 164L95 163V165H92V163H88V161H91ZM93 159H95V160H93ZM135 159V160H134ZM147 159V160H148ZM157 159H158V161H157ZM58 160V161H57ZM73 160V161H72ZM103 160V161H102ZM109 160H111V161H109ZM148 160V161H149ZM151 160H152V162H151ZM25 161H26V165L24 164L25 163ZM44 163H43V162ZM50 161V162H49ZM93 161H95V162H93ZM136 161V162H135ZM148 161H146V162H148ZM24 162V163H23ZM52 162H53V165H52ZM56 162V163H55ZM62 162H64L63 164H61ZM65 162L67 163L66 164V166L64 165L65 164ZM73 162V163H72ZM103 162H105V163H103ZM108 162V163H107ZM159 162H163V164L161 165V164H159ZM58 163H59V165H58ZM68 163H69V165H68ZM74 163H77V164H75V165H84V163L86 164V169L85 170H83V172H82V174H80V176L79 177H81V175H83V177H81L80 178V180H79V182L78 183H76V182H74L73 181V179L71 178V179H69L70 178V175H69V170H70V167L71 166H73V164ZM83 163V164H82ZM101 163L102 164H106V166H108V167H106V166H103V165H101ZM132 163V164H131ZM72 164V165H71ZM91 164V166H89ZM115 164V165H114ZM148 163H146V165H148V166H150ZM158 164V165H157ZM11 165V166H10ZM23 167H22V166ZM55 165V166H54ZM74 165V166H75ZM155 165H157L158 167L161 165V167H163L162 169L160 168V169H158V167L156 166L155 167ZM183 165H185V168H183V167H181L180 168V171H182L183 170V173L182 172H180V173H182L183 175L184 174H186L187 175V177L185 176V178L186 179H188L189 181H191L190 180V178H192V181H193V179H197V177L199 178V177H201L202 175H198V176H195V175H197V174H195V172L193 171V170H191V166H189V164L187 165V163H185V164H183ZM49 166V167H48ZM51 166H52V168H51ZM57 166V167H56ZM60 166H63V167H66V168H61V169H64V170H60L59 169V167ZM67 166H69V170L67 169ZM93 166L95 167V168H93ZM99 166V165H98ZM110 166V167H109ZM130 166V167H129ZM150 166V167H151ZM13 167V168H12ZM16 167V168H15ZM20 167V168H19ZM89 167V168H88ZM187 167H190L189 169L187 168ZM195 168H196V166H194ZM197 167H198V165H197ZM7 168V169H6ZM12 168V169H11ZM49 168V170H46V169H48ZM58 168V170H55V169H57ZM130 170H129V169ZM148 168V167H147ZM153 168H156V171H154L155 169H153ZM195 168H193V166H192V169H194L195 170ZM199 168V167H198ZM97 169V170H96ZM113 169V170H112ZM166 169V168H165ZM53 170V171H52ZM68 170V174L66 173V171ZM90 170V172H88ZM152 170L154 171V172H152ZM158 170H160V171H158ZM186 172H185V171ZM198 170V169H197ZM196 170V171H197ZM45 171V172H44ZM89 173V174H87V172ZM109 171H108V174H110L109 173ZM118 171V172H117ZM126 171V172H125ZM151 171V173H149ZM167 171V170H166ZM47 172V173H46ZM48 172H51V174L49 173L48 174ZM71 172V171H70ZM86 172V173H85ZM161 172V173H160ZM198 172V171H197ZM12 175H11V174ZM54 175H53V174ZM61 173V174H60ZM84 173V174H83ZM122 173V174H121ZM168 173V172H167ZM180 173H179V175H180ZM194 173V174H193ZM214 173H217L216 171H214ZM57 176H56V175ZM66 175L67 174V176H64V179L65 180H63V175ZM86 174H87V176H86ZM95 174V173H94ZM107 174V175H108ZM126 174V175H125ZM167 175V177H162V175L164 176V175ZM190 174H193L192 176H190V177H188ZM206 174H208V176L210 175L209 173H206ZM206 174H203V176L205 175L206 176V178L208 177ZM49 175V176H48ZM60 175H61V181L62 182H59L60 180L59 179H57V178H60ZM133 175V174H132ZM152 175V176H151ZM165 175V176H166ZM183 175H181V176H183ZM56 176V177H55ZM110 176V175H109ZM123 176H124V178H123ZM127 176V177H126ZM137 178H136V177ZM177 176H178V174H177ZM212 176H214V174H212ZM10 177L12 178V179H10ZM84 177H85V180L86 181H84ZM104 177H106V176H104ZM104 177H100V180H101V178H103L101 181H102V186L104 187V188H102V192L104 191H106V188H107V190H108V188L110 187V185H111V183H112V181L113 180H111V182L109 181L110 180V178L109 179H107V177L105 178V180H104ZM114 177V178H113ZM136 179H135V178ZM152 177V178H151ZM173 177V176H172ZM172 177H170V178H172ZM176 176H174L173 178H175ZM195 177V178H194ZM210 177V176H209ZM51 178V179H50ZM83 178V179H82ZM88 178V177H87ZM120 178H123V180L122 179H120ZM127 178V179H126ZM162 178V179H161ZM179 179L177 180V179H175V180H177L178 182H180L179 180L182 178V177H178ZM185 178H183V179H181V182H182V180H184V182L183 183H185ZM202 178V177H201ZM201 178H199V179H201ZM211 178V177H210ZM14 179V180H13ZM133 181H132V180ZM168 179V180H167ZM208 179V178H207ZM59 180V181H58ZM68 180H72L71 182H73V184L71 185V183H70V181H68ZM99 180V181H100ZM104 180V181H103ZM108 180V181H107ZM125 180H127V181H125ZM131 180V181H130ZM166 180V181H165ZM187 180V181H188ZM198 180V179H197ZM202 180H204L203 178L201 179V181ZM209 180V179H208ZM208 180H206L205 179V181H208ZM23 181V182H22ZM101 181H100V183H101ZM124 181V182H123ZM171 181V180H170ZM188 181V182H189ZM191 181V182H192ZM195 181V180H194ZM205 181H202V182H204L205 183ZM17 182V183H16ZM23 184H22V183ZM58 182H59V184H58ZM107 182H109L110 183V185H108V183ZM159 182V183H158ZM166 182V183H165ZM178 182H175V183H178ZM60 183H61V185H60ZM76 185H75V184ZM99 183V184H100ZM103 183H105L106 185H104ZM117 183V182H116ZM121 183V184H122ZM22 184V185H21ZM63 184L65 185V186H63ZM122 184V185H123ZM124 184V185H125ZM170 184H173V182L171 183L170 182ZM178 184H180V183H178ZM187 184V183H186ZM55 185H58L57 187L55 186ZM101 185V184H100ZM100 185H98V189H100L101 190V186ZM115 185H117V184H115ZM154 185V186H153ZM167 185H168V189H167ZM174 185V184H173ZM177 185V184H176ZM176 185H175V187H176ZM183 185V184H182ZM37 186V187H36ZM77 186V187H76ZM121 186V185H120ZM152 186V187H151ZM189 186V185H188ZM218 186V185H217ZM31 187V188H30ZM59 187V188H58ZM62 187H64V188H62ZM65 187H66V190H65ZM106 187V188H105ZM118 187V186H117ZM151 189H150V188ZM216 187V186H215ZM34 188V189H33ZM37 188V189H36ZM120 188V187H119ZM129 188V189H128ZM220 188V187H219ZM27 189H29L28 191H27ZM33 191H32V190ZM40 189V190H39ZM62 191V192H65V193H63V194H65V196L67 197H69L70 196V194L71 193H73L74 191L73 190H77V191H79L80 190V192H78V193H76L75 194V197L71 194V197H73L72 199H71V202H70V198H66V197H64V199H66V202L68 201L69 202V204L70 205H67L66 206V204H68V203H66V202H64V200H61L60 199V196H59V193L60 194H62V192L60 191V190ZM64 189V190H63ZM103 189H105V190H103ZM123 189V188H122ZM176 189H178V186H177V188ZM208 189V188H207ZM207 189H205V190H207ZM36 190H38V191H36ZM68 190H69V192H68ZM70 190H72V192H70ZM99 190V191H100ZM131 190V191H130ZM133 190V191H132ZM168 190H172L171 192L173 193V194H170L171 192L169 191L168 192ZM209 190V193L210 194H212V193H214L215 191H217L218 193H219V190L220 189H214V188H212L211 187V189H208ZM35 191V192H34ZM76 191V192H77ZM130 191V192H129ZM24 193L25 192V196H23V194L22 193ZM39 192H40V194H39ZM103 192V193H104ZM128 192L130 193V194H132V196L133 197H131V195L130 194H128ZM133 192H136V194L134 193L133 194ZM152 192H150L151 194H150V197H151V195H153V193ZM217 192H215L214 194H217ZM18 193V194H17ZM70 193V194H69ZM75 193V192H74ZM126 193V194H125ZM145 193V192H144ZM169 193V194H168ZM177 193V195H175ZM204 193V192H203ZM206 193V192H205ZM21 194V195H20ZM26 194H28L29 195V197L26 195ZM32 194V195H31ZM34 194H37V196H35ZM105 194V193H104ZM127 194H128V196H127ZM146 194V193H145ZM149 194V193H148ZM147 194V195H148ZM167 194V195H166ZM193 194V195H192ZM209 194V195H210ZM30 195L33 197V196H35L36 198H32V197H30ZM79 195H81V194H79ZM78 195V196H79ZM168 196V199L166 198V196ZM170 195H171V197H170ZM175 195V199H178L179 198V200L180 199H182V197H183V199H182V204H181V200H180V204L177 202V201H175V202H177V206L174 208V210L176 209V208H180L181 206V208L183 209V210H185V213H184V211H182V209L180 210L179 208V210L178 209H176L175 210V212H171V209L170 208H168V206L170 207V202L171 201H173V199H174V197H173V199H172V196H174ZM208 195V194H207ZM20 197V199H19V197ZM53 196V197H52ZM59 196V197H58ZM102 196H105V195H102ZM118 196V197H117ZM142 196V198H145V196L143 197V195H140V197ZM149 196V195H148ZM165 196V197H164ZM15 197V198H14ZM17 197H18V199H17ZM56 197V198H55ZM63 197V196H62ZM139 197V196H138ZM190 197V198H189ZM32 200H30V199ZM137 198V197H136ZM141 198V199H142ZM147 198V197H146ZM145 198V199H146ZM165 198V199H164ZM186 198L189 200V201H187L186 200ZM34 199H36V202L34 201ZM58 199V200H57ZM63 199V198H62ZM114 199V200H113ZM123 199V200H122ZM140 199V198H139ZM139 199H137V200H139ZM140 199V200H141ZM147 199H149V198H147ZM151 199V198H150ZM164 199V200H163ZM168 200V202H169V205L166 207V202H167V200ZM169 199H172V200H170L169 201ZM174 199V200H175ZM191 199V200H190ZM28 200V201H27ZM83 200V201H82ZM111 200V199H110ZM119 200V201H118ZM139 200V201H140ZM144 200V199H143ZM142 200V201H143ZM185 200H186V202H189V203H191V205H188V204H186V203H184L185 202ZM14 201H15V203H14ZM21 201H24V203H22V204H19V203H21ZM55 201H57L56 203H55ZM60 201H63V202H60ZM75 201H77V202H75ZM108 201V200H107ZM142 201H141V203H142ZM163 201V205L161 204V202ZM165 201V202H164ZM38 202V203H37ZM72 202L74 203V204H72ZM83 202V203H82ZM88 202V203H87ZM120 202V203H119ZM168 202H167V204H168ZM174 202V201H173ZM12 203V204H11ZM64 203H66L65 205H64ZM81 203H82V205H81ZM109 203V202H108ZM117 203V204H116ZM119 203V204H118ZM172 203V202H171ZM193 203V204H192ZM16 205V206H18L19 208H20V210H19V208H17V207H15L14 205ZM30 204V205H29ZM32 204V205H31ZM35 204V205H34ZM46 204V205H45ZM137 204H139L138 206H140V202H138ZM143 204H144V202H143ZM159 204V205H158ZM173 204V203H172ZM180 206H179V205ZM183 204H185V206H186V208L184 207V205ZM28 205V206H27ZM52 205V206H51ZM61 205V206H60ZM63 205V206H62ZM91 205V206H90ZM162 205V206H161ZM165 205V206H164ZM174 205H176V203H174L173 204V206ZM187 205H188V207H190V208H188L187 207ZM194 205V206H193ZM37 206V207H36ZM70 206V207H69ZM137 206V205H136ZM34 207V208H33ZM42 207V208H41ZM67 207V208H66ZM83 207V208H82ZM154 207H155V209H154ZM160 207V208H159ZM161 207H166V210H165V208L163 209V208H161ZM198 207H200V206H198ZM14 208H17V210H19V211H14L15 209ZM40 209L39 210V212L38 211H36V210H38V209ZM43 208H44V210H43ZM57 208V209H56ZM142 208V209H143ZM159 208V209H158ZM23 209V210H22ZM42 209V210H41ZM45 209H47L46 210V212L47 211H49V213H50V211H51V214H53V215H51V214H49L48 212L46 213V214H49V216H44L43 215V212L45 211ZM54 209V210H53ZM65 209V210H64ZM139 209V208H138ZM153 209V210H152ZM158 209V211L156 212V210ZM160 209L161 210H163V211H160ZM190 209V210H189ZM191 209H193V212H192V210ZM35 210V211H34ZM64 210V211H63ZM69 210V211H68ZM72 212H71V211ZM137 210V209H136ZM153 211L152 213H151V211ZM155 210V211H154ZM165 210V211H164ZM167 210H170V211H167ZM189 210V211H188ZM21 211V212H20ZM32 211V212H31ZM43 211V212H42ZM56 211V212H55ZM60 211H61V214H59L60 213ZM84 211V212H83ZM139 211V210H138ZM160 211V212H159ZM179 211V212H178ZM183 213H182V212ZM186 211H187V213H186ZM191 211V213H194L195 211H197L196 212V214H198V215H196V214H194V215H196V216H193V214L192 215H190L189 214V212ZM10 212V213H9ZM15 212H16V215H15ZM19 212L21 213V214H19ZM25 212H26V214H25ZM38 212V213H37ZM134 212V211H133ZM132 212V214H134ZM162 213V214H159V213ZM166 212V213H165ZM170 212V213H169ZM178 212V213H177ZM181 212V213H180ZM17 213L19 214V215H17ZM40 213V214H39ZM44 213V214H45ZM72 213V214H71ZM80 213H81V215L83 216V217H80V218H82V219H80L79 217H78V215H80ZM154 213H157V217H156V214H154ZM169 213V214H168ZM11 214H13L15 217L17 216V219L14 217L13 218V216H11ZM38 214V215H37ZM103 214V215H102ZM136 214V213H135ZM143 214V215H142ZM164 214H166V215H164ZM173 214V215H172ZM175 214H181V217H180V215H179V217L178 218H180L179 220L178 219H176L177 218V215L175 216ZM182 214H185V215H182ZM188 214V215H187ZM207 214V213H206ZM24 215V216H23ZM59 215V216H58ZM74 215H75V218H74ZM76 215H77V217H78V219H76L77 217H76ZM127 215V214H126ZM159 215V216H158ZM169 215H171V216H169ZM193 216V217H189L188 218V216ZM27 216V217H26ZM43 218V220L41 219V222H40V218L41 217ZM53 216V217H52ZM85 216H87V217H85ZM108 216V215H107ZM143 216H145V217H147V218H142ZM173 216H175V217H173ZM20 217V218H19ZM29 217V218H28ZM49 217V218H48ZM101 217H103V218H101ZM139 217V218H138ZM148 217H149V219H148ZM151 217H153V218H155V219H151ZM162 217H164L163 218V221H164V225L166 226H164V228L162 227V224H161V220H162ZM24 218V219H23ZM29 219V221L27 220V219ZM39 218V219H38ZM54 218V219H53ZM62 218V219H61ZM106 218H108V219H106ZM140 218H142V219H140ZM157 218V219H156ZM159 218V219H158ZM167 218V219H166ZM169 218V219H168ZM175 220H173V219ZM16 219V220H15ZM63 219H64V222H63ZM67 221H66V220ZM99 219L101 220V221H99ZM137 219H138V221H137ZM148 219V220H147ZM165 219V220H164ZM19 220V221H18ZM60 222H59V221ZM130 222H129V221ZM141 220V221H140ZM155 220V221H154ZM160 220V221H159ZM168 220V221H167ZM170 220V221H169ZM171 220L173 221V223L171 222ZM23 221H25V222H23ZM35 221H37V222H35ZM140 221V222H139ZM155 223H154V222ZM157 221H158V223L160 222V224H161V226H159L158 225V223H157ZM30 222V223H29ZM43 222V223H42ZM63 222V223H62ZM67 222V223H66ZM89 222V223H88ZM93 224H91V223ZM100 222H101V224H100ZM107 222H109V221H107ZM116 222H117V224L119 225V227L121 226H123V230L125 231V229H126V231H128V228L126 227V225L125 224H123V223H121V222H123V221H120V223H118L119 221H115V222H113V226H111V227H114L115 225L114 224H116ZM137 224H136V223ZM143 222V223H142ZM150 223L151 224V222H152V227H151V225H148V223ZM176 222V223H175ZM18 223V224H17ZM33 223H34V225H33ZM43 224V226H42V224ZM58 223H59V225H58ZM86 223H88V225H86L85 226V224ZM103 223V224H102ZM127 223V224H128ZM140 223H142V225H139ZM169 223V224H168ZM172 223V224H171ZM19 224H21V225H19ZM23 224V225H22ZM25 224H28V225H25ZM60 224H63L62 225V227H61V225ZM84 224V225H83ZM89 224H91V225H89ZM105 224V225H104ZM116 224V225H117ZM147 224V225H146ZM155 224H157V225H155ZM167 224V225H166ZM203 224L205 225V224H207L206 225V227H203ZM21 227H19V226ZM35 225H36V227H35ZM60 226L62 229H66V230H62L61 228H60V230H58V226ZM65 225V226H64ZM117 225V226H118ZM136 225H138L137 227H136ZM24 226V227H23ZM32 228H31V227ZM39 226V227H38ZM40 226H41V228H40ZM64 226V227H63ZM97 226H96V228H97ZM149 226V227H148ZM155 226H157V227H155ZM170 226V227H169ZM172 226H173V228H172ZM113 228V229H111V230H113V231H111L110 230V232H106L107 234H109L110 236H108V238L111 240V238L110 237H112V239L115 237H119L118 236V233L120 234L121 232H123V230H120V232H118L119 231V229L121 228ZM126 227V228H125ZM148 227V228H147ZM160 227H162L163 229L161 230L160 229ZM69 228V229H68ZM92 228H94V231H92L93 229ZM98 228H97V230H98ZM100 228H102V227H100ZM130 228L132 229V230H130ZM140 228H138V229H140ZM152 228V229H151ZM156 228H158V229H156ZM167 228H169V229H167ZM211 228V227H210ZM212 228H214V226L212 227ZM23 229V230H22ZM41 229V230H40ZM43 229V230H42ZM122 229V228H121ZM151 229V230H150ZM158 230V231H156V230ZM165 229H167L166 231H168L167 233L165 232ZM171 229V230H170ZM208 229V232H206V230ZM56 230H58V231H56ZM74 230V231H73ZM118 230V231H117ZM145 230L147 231V234H145ZM155 230V231H154ZM37 231H39V233L37 232ZM44 231V232H43ZM116 231V232H115ZM125 231V233H127ZM128 231V232H129ZM138 231V230H137ZM160 231L162 232L161 234H160ZM209 231H211L210 233H209ZM55 232H57V233H55ZM60 233V235H59V233ZM72 232V233H71ZM77 232V233H76ZM97 231H95V233H96ZM140 232V231H139ZM157 232H158V234H157ZM172 232V233H171ZM64 233V234H63ZM114 233V234H113ZM150 233V234H151ZM164 233V234H163ZM39 234V235H38ZM55 234V235H54ZM62 234L64 235V236H62ZM80 234H83V235H80ZM107 234L105 235L106 237H107ZM112 234V235H111ZM129 234V233H128ZM132 234V235H133ZM23 235V236H22ZM53 235V236H52ZM58 235H59V237H58ZM77 235V236H79V237H75V236ZM116 235V236H115ZM132 235H130V236H132ZM133 235V236H134ZM151 235V236H152ZM171 235V236H170ZM174 235H176V236H174ZM38 236V237H37ZM132 236V237H133ZM134 236V237H135ZM155 236V237H154ZM160 236H162V237H160ZM164 236V237H163ZM175 238H174V237ZM180 236V237H179ZM184 236V242H185V244H184V242H183V239L181 238V237H183ZM206 236H207V238H206ZM160 237V239H162V240H160V239H158ZM166 237V238H165ZM187 237H188V239H187ZM204 237H205V239H204ZM70 238V239H69ZM85 238H87V241H88V243H89V241L90 240H88V236L86 237L85 236ZM108 238H106V239H108ZM114 238V239H115ZM144 238H147V236L146 237H144ZM147 238V240H149ZM160 240V241H162V242H158V240ZM165 240H164V239ZM167 238H169L168 240H167ZM172 238H174L173 240L174 241H169L170 239H172ZM233 236H231V238L230 237H228V239L229 240H227L226 239V242L227 241H233ZM83 239H84V237H83ZM82 239V240H83ZM104 239H105V237H104ZM108 239V240H109ZM113 239V240H114ZM119 239V238H118ZM138 239H140L141 241H142V243L143 244H147V245H145L146 247H143L142 248V246H143V244L142 243H139L140 242V240H138ZM207 239V240H206ZM40 240V241H39ZM112 240V241H113ZM117 240V239H116ZM181 240V241H180ZM186 240V241H185ZM188 240V241H187ZM44 241H45V243H44ZM76 241V239L74 240V242ZM78 242H80L81 241V238H80V241L79 240H77ZM84 241V243H85V241H86V239H84L83 240ZM83 241H82V243H83ZM146 241V240H145ZM163 241L165 242V243H170V245L168 244H165L164 243V245H166V246H164V248H163V252H164V254L165 255H167L166 256V258L163 256V252H162V256H161V249H160V247L159 246H161L160 244H162V247H163ZM176 241V242H175ZM189 241H191V243L189 242ZM225 241V240H224ZM56 242V243H55ZM116 242V241H115ZM131 242V243H130ZM151 243V244H148V243ZM179 242V243H178ZM188 242L190 243L189 245H188ZM52 243V244H51ZM76 243V242H75ZM83 243V245L85 246V244ZM158 243V244H157ZM181 243L183 244V246L181 245ZM187 243V244H186ZM225 243V242H224ZM100 244H103V242L102 243H100ZM138 244H139V246H140V248H142V249H140V250H138L137 248L139 247L138 246ZM157 244V245H156ZM174 244H176L175 246H174ZM179 244V245H178ZM195 244V245H194ZM228 245H226V243H225V246H228V247H232V245H234V243L232 244V243H230V244H232L231 246L229 245V243H227ZM23 245V246H22ZM177 245H178V247H177ZM185 245H186V247H185ZM104 246V245H103ZM103 246H99V248L100 247H103ZM124 246V247H125ZM167 246H169L170 248H167ZM180 246H182V250L180 249L181 247ZM205 246V245H204ZM225 246H223V247H225ZM21 247V248H20ZM43 247V248H42ZM46 247H47V249H46ZM51 247V248H50ZM53 247V248H52ZM118 247V246H117ZM123 247V248H124ZM125 247V248H126ZM131 247V248H130ZM149 247V246H148ZM150 247L147 249V250H150ZM160 249L159 251H158V249ZM161 247V248H162ZM173 247H175V248H173ZM180 247V248H179ZM203 247V246H202ZM40 248H42V249H40ZM116 248V247H115ZM172 248V249H171ZM179 250H178V249ZM191 248V249H190ZM199 248V249H198ZM205 248V247H204ZM225 248H227V247H225ZM58 249V250H57ZM65 249V250H64ZM103 249H104V247H103ZM120 249V248H119ZM118 249V250H119ZM137 249V250H136ZM176 251H174V250ZM20 250V251H19ZM47 252H46V251ZM98 250V249H97ZM100 250H102V248L101 249H99L98 250V253L95 251V254H96V256L94 255V253H92L93 255H91V252L90 253H88V259H90L89 260V262H88V259H87V256L85 255V257H86V260H85V258H84V264H85V262H86V264H95V263H97V264H105L106 263V261L103 263V261H104V259H102L100 262L98 261L99 260V258H101V257H103L102 256V251H100ZM144 250H142V252L144 251ZM166 250V251H165ZM172 252V256H173V258H171L170 257V251ZM181 250V251H180ZM204 250V249H203ZM202 250V251H203ZM215 250V249H214ZM42 251V252H41ZM43 251H45V252H43ZM100 251V252H99ZM114 251V249L112 250V252ZM117 250L115 249V252H116ZM136 251V252H135ZM169 251V252H168ZM179 251V252H178ZM205 251V250H204ZM203 251V253L205 254V252ZM22 252V253H21ZM53 252H51V253H53ZM93 252V251H92ZM111 252V253H112ZM149 251H147V252H145V253H148ZM156 252H159L160 253V255L159 256H161V257H156L155 256V254L156 255H158ZM185 252V251H184ZM192 252V253H191ZM215 252H216V250H215ZM45 253V255H43ZM170 253V254H169ZM8 254L9 255H11V254H13V255H11L10 257H12V259H10L9 260V256H8ZM21 256H20V255ZM23 254V255H22ZM98 254V255H97ZM112 254H114V253H112ZM153 254V256L154 257H151V255ZM201 254H202V252H201ZM208 254H209V251H208ZM101 257H100V256ZM175 255V256H174ZM226 256H225V260L226 259H230V258H228V256H227V254H225ZM54 256V257H55ZM60 256V257H59ZM74 256V257H73ZM95 256V257H94ZM209 256V257H208ZM13 257H15L14 259H13ZM23 257V258H22ZM93 257V258H92ZM99 257V258H98ZM146 257V256H145ZM152 260H148L149 258ZM163 257V258H162ZM169 257V258H168ZM227 257V258H226ZM96 258V259H95ZM103 258H105V257H103ZM168 258V259H167ZM193 258V259H194ZM201 258V259H200ZM202 258H204L203 260H202ZM25 259V260H24ZM29 259V260H28ZM95 259V262H93V260ZM98 259V260H97ZM106 259V258H105ZM161 259V260H160ZM163 259V260H162ZM165 259V260H164ZM179 259H180V261H182V262H179ZM199 259V261H197ZM211 259V258H210ZM213 259H214V257H213ZM24 260V261H23ZM58 260H60L61 261V263H60V261H58ZM107 260V259H106ZM109 260V259H108ZM113 259L111 258V260H110V263L112 264H114V262H111ZM142 260H144L143 262H142ZM168 260V261H167ZM188 260H189V258H188ZM191 260H192V258H191ZM7 263H6V262ZM8 261H10V263L8 262ZM63 261V262H62ZM151 261V262H150ZM167 261V262H166ZM188 263H187V262ZM211 261H213V260H211ZM211 261H209L208 262V264L211 262ZM2 262V263H1ZM46 262V263H45ZM109 261H107V263L106 264H109L108 263ZM176 262V263H175ZM178 262V263H177ZM184 262V263H183ZM116 264H118L117 262H115ZM138 263V264H139ZM144 263H146V261L144 262ZM146 263V264H147Z\"/></svg>",
    "mask_w": 264,
    "mask_h": 264
},
{
    "label": "bare ground",
    "instance_id": "6f19581e",
    "mask_svg": "<svg viewBox=\"0 0 264 264\" xmlns=\"http://www.w3.org/2000/svg\"><path fill=\"white\" fill-rule=\"evenodd\" d=\"M2 1V0H1ZM21 1V0H20ZM27 2L28 1H30V0H26ZM85 1V0H84ZM118 1L119 0H104V3L106 4V5H104L105 6V8H104V6L102 7V8H104V9H101L100 11H98L97 12V14L100 16H98L99 18V20H101V22H102V20L104 21V22H107L108 24L110 23V24H112V25H115V26H117L116 27V29L117 28H119L120 26L119 25H122L121 27H120V29H121V31H120V33L121 32H123V33H128L127 31L129 30L130 31V29H132L131 27H133V25L134 26H136L135 25V23H136V21H134V24L132 25L131 23H132V20H131V26L129 27V28H127V26H126V24H128V19H129V17H130V15H131V12H135V11H132V10H134V8L131 10V11H127L126 9H124V10H120V8L121 7H119L120 5H119V3H118ZM123 1V0H122ZM142 1V0H141ZM163 1V0H162ZM3 2V1H2ZM7 2V1H6ZM14 2V1H13ZM13 2H11V3H13ZM25 2V1H24ZM30 2H34L33 0L32 1H30ZM28 3V4H32V3ZM42 2H44V1H42ZM41 2V3H42ZM79 2V1H78ZM90 1L88 0V3H89ZM92 2V1H91ZM103 2V1H102ZM121 2V1H120ZM124 2V1H123ZM149 2V1H148ZM153 2V0H151V3ZM160 2V1H159ZM1 3V2H0ZM15 3V2H14ZM40 3V4H41ZM48 2H46V4H47ZM52 3V2H51ZM63 3V2H62ZM84 3V2H83ZM87 3V2H86ZM87 3V4H88ZM97 3V2H96ZM103 3V4H104ZM127 3V2H126ZM129 3V2H128ZM146 3V2H145ZM165 3V2H164ZM26 4V3H25ZM37 4V3H36ZM45 4V3H44ZM91 4V3H90ZM133 4V3H132ZM8 5V4H7ZM17 5V4H16ZM41 5H43V4H41ZM49 5H50V3H49ZM59 5V4H58ZM73 5V4H72ZM85 5V4H84ZM140 5V4H139ZM138 5V6H139ZM3 6V5H2ZM12 6V5H11ZM19 6V5H18ZM27 6V5H26ZM34 6V5H33ZM45 6V5H44ZM67 6V5H66ZM127 6V5H126ZM130 6V5H129ZM133 6H135V5H133ZM137 5H136V7H138ZM142 6V5H141ZM153 6H155L154 4H153ZM20 7V6H19ZM27 7H29V5L27 6ZM30 7H32V5L30 6ZM30 7L28 8V9H30ZM36 7V6H35ZM47 7H48V5H47ZM46 7V8H47ZM62 7V6H61ZM73 7V6H72ZM99 7V6H98ZM152 7V6H151ZM156 7H158L159 9H157ZM156 10H157V12L155 13V14H153L154 12L152 11V17H153V19L154 18H156L157 16H158V18H156L157 19V21H158V19H162V20H166L165 18H164V16H166L167 15V12L169 13V11L171 10V7H170V10L168 11V9H166L165 7H163V9L165 10H167V12H165L161 7H159V6H157V3H156ZM173 7V6H172ZM81 8V7H80ZM95 7H92V12H93V9H94ZM140 8L142 9V7H139L138 9H139V11H140ZM167 8H169V7H167ZM174 8V7H173ZM172 8V9H173ZM17 9V8H16ZM68 9V8H67ZM69 9H70V7H69ZM99 8H97L96 9V11L98 10ZM18 10V9H17ZM34 10V9H33ZM42 10H44V9H42ZM62 10V9H61ZM64 10V9H63ZM75 10H77L76 8H75ZM80 10V9H79ZM78 10V11H79ZM84 10V9H83ZM83 10H82V12H83ZM86 10V9H85ZM84 10V11H85ZM87 10H89V8L87 7ZM91 10V9H90ZM137 10V9H136ZM159 10V11H158ZM161 10V11H160ZM11 11V10H10ZM30 11V10H29ZM138 11V12H139ZM173 11L174 10H171L170 11V15H173V18L175 17V14L173 13ZM8 12H9V10H8ZM7 12V13H8ZM12 12V11H11ZM87 12V11H86ZM141 12H143V10H141ZM175 12V11H174ZM13 13V12H12ZM18 13H19V11H18ZM41 13H42V11H41ZM46 13V12H45ZM69 13V12H68ZM81 12H74L73 13V15H75L76 16V14H80ZM84 13V12H83ZM96 13V12H95ZM14 14V13H13ZM25 14V13H24ZM136 14V13H135ZM147 14H149V16L147 17V18H150L151 19V12L149 11V13L147 12ZM11 15V14H10ZM41 15V14H40ZM69 15H72V13L71 14H69ZM90 15V14H89ZM93 15V14H92ZM142 15V14H141ZM144 15H146V12H145V14ZM14 17V19L12 18V17H10L9 18V16H4L3 15V13L2 14H0V32H5V33H7V32H9L10 31V33H12L11 32V30L12 31H14L15 29H17V30H15L13 33H12V35L14 34V33H17V34H15L16 36H12V39L13 40H15V39H17V37L19 38V40H21L20 38H22L23 39V42L22 41H20V43H19V40L17 41L18 43H19V45H15V44H10L11 46H6V44H4L2 41H0V49H1V51L4 49V51H3V53H5L6 55L4 56L3 54H1L0 56H4V57H6V60H5V63L8 65L7 67H9V64L8 63H10V65H12V63L14 64L15 62H16V60L17 59H19V57H17L15 54L16 53H18V52H15V51H17L18 50V47L17 46H19V50L20 51H22L23 49H24V51L23 52H20V53H28L29 54V57H28V55L26 54H24L26 57H27V59L28 60H30V61H27L28 62V64L30 65V64H33V65H35L34 67H37V68H39L38 67V65H40V64H38V63H40V62H38V55H36L35 53L36 52H38L37 50H39V48H40V51H42V49H41V47H40V43L42 44L44 41L43 40H47L48 39V35H44V34H42L41 32L42 31H39V27L37 28V27H33V28H26L27 26H25V27H23V26H21V24H20V22L22 21H20L19 19H18V17H19V15H17V16H15V15H13ZM87 16V15H86ZM95 16V15H94ZM93 16V17H94ZM147 16V15H146ZM43 17V16H42ZM73 17V16H72ZM133 17V16H132ZM170 17H172V16H170ZM8 18V19H7ZM37 18V17H36ZM71 18V17H70ZM83 18V17H82ZM88 18V17H87ZM133 18H135V16L133 17ZM133 18H131L130 17V19H133ZM39 19V18H38ZM84 19H85V17H84ZM95 19H96V17H95ZM129 19V20H130ZM137 19V18H136ZM46 20V19H45ZM90 20V19H89ZM143 20V19H142ZM141 20V21H142ZM170 20H172V18L170 19ZM20 21V22H19ZM76 21V20H75ZM91 21V20H90ZM138 21V20H137ZM157 21H155V22H157ZM167 21V20H166ZM165 21V22H166ZM72 22V21H71ZM140 22V21H139ZM162 22V21H161ZM164 22V23H165ZM64 23V22H63ZM82 23V22H81ZM80 23V25L81 26H83L84 24L82 23L81 24ZM95 23V22H94ZM138 23V22H137ZM143 23V22H142ZM142 23H139L140 25L142 24ZM93 24V23H92ZM144 24V23H143ZM142 24V25H143ZM166 24V23H165ZM37 25V23L36 24H34V26H36ZM56 25V24H55ZM80 25H78L79 27H80ZM97 25V24H96ZM148 26H146V27H148V28H146L144 25H143V28L142 27H140V28H142L143 30H139L140 28H139V26L137 27L136 26V28H138V30H139V32H141L142 34L144 33V29H146V33L144 34V36H146V35H149L148 34V31L150 30V29H152V30H155L154 28H157V25L158 24H151V23H148L147 24ZM161 25V24H160ZM162 25H163V23H162ZM33 26V25H32ZM31 26V27H32ZM38 26V25H37ZM41 26V25H40ZM53 26V25H52ZM94 26H95V24H94ZM99 26V25H98ZM111 26V25H110ZM119 26V27H118ZM21 27H23V28H21ZM28 27H30V26H28ZM55 27V26H54ZM84 27V26H83ZM103 27V26H102ZM105 27V26H104ZM114 27V26H113ZM145 27V28H144ZM161 28H165V27H167V24H166V26H160ZM18 28H21V29H18ZM50 28V27H49ZM64 28V27H63ZM67 28V27H66ZM70 28V27H69ZM112 28V27H111ZM115 28V27H114ZM169 28V27H168ZM167 28V32L169 31V29ZM14 29V30H13ZM56 29V28H55ZM88 29V28H87ZM54 29H52V31H53ZM65 30V29H64ZM72 30V29H71ZM93 30V29H92ZM108 30V29H107ZM111 31H112V29H110ZM118 31L117 32H119V29H117ZM135 30H137V29H135ZM148 30V31H147ZM165 30L166 29H164V33H165ZM19 31H21V33H19L18 34V32ZM132 31V30H131ZM151 31V30H150ZM149 31V32H150ZM156 31H158L156 34H157V36L158 35H161L162 33L160 32V30H159V28L158 29H156ZM161 31H162V29H161ZM59 32V31H58ZM82 32V34H84L85 35V31L81 28V31H80V33ZM88 32V31H87ZM94 32V31H93ZM98 32V31H97ZM116 31H114V33H115ZM153 32V31H152ZM4 33V34H5ZM43 33H45L44 31H43ZM53 33V32H52ZM107 33V32H106ZM137 33V32H136ZM154 33H155V31H154ZM154 33H151V34H154ZM161 33V34H160ZM46 34V33H45ZM66 34V33H65ZM73 34V33H72ZM111 34V33H110ZM122 34V33H121ZM121 34H120V36H121ZM1 35V34H0ZM18 35V36H17ZM61 35V34H60ZM67 35H68V33H67ZM71 35V34H70ZM76 35V34H75ZM81 35V34H80ZM112 35V34H111ZM110 35V36H111ZM130 35V34H129ZM3 36V35H2ZM65 36V35H64ZM69 36V35H68ZM108 36V35H107ZM118 36H119V34H118ZM124 36H125V34H124ZM135 36H136V34H135ZM152 36V35H151ZM156 36V35H155ZM16 37V38H15ZM59 38H60V36H58ZM71 37H72V35H71ZM70 37V38H71ZM76 37V36H75ZM82 37V36H81ZM92 37V36H91ZM100 37V36H99ZM109 37V36H108ZM141 37V36H140ZM147 37H150V35L149 36H147ZM29 38V39H28ZM31 38V39H30ZM50 38V37H49ZM83 38H85L86 39V36L85 37H83ZM82 38V39H83ZM155 38V37H154ZM2 39V38H1ZM0 39V40H1ZM3 39H4V37H3ZM2 39V40H3ZM7 39V38H6ZM11 39V40H12ZM62 39V38H61ZM65 39H67V37L65 38ZM82 39H80L81 41H79V42H82ZM130 39V38H129ZM137 39V38H136ZM9 40V39H8ZM12 40V41H13ZM29 40H31V41H29ZM112 40V39H111ZM127 40V39H126ZM149 40V39H148ZM16 41V40H15ZM14 41V42H15ZM27 41V43H25ZM29 41V42H28ZM84 41V40H83ZM106 41V40H105ZM141 41V40H140ZM139 41V42H140ZM5 42V41H4ZM100 42V41H99ZM142 42V41H141ZM140 42V43H141ZM144 42H146L145 40H144ZM148 42H151V41H148ZM102 43V42H101ZM115 43V42H114ZM119 43V42H118ZM147 43V42H146ZM22 44V45H21ZM62 44V43H61ZM60 44V45H61ZM64 44H66V43H64ZM106 44V43H105ZM109 44V43H108ZM9 45V44H8ZM81 45V44H80ZM94 45V44H93ZM97 45V44H96ZM121 45V44H120ZM145 45H147V44H145ZM12 46H14L13 48H12ZM58 46V45H57ZM66 46V45H65ZM99 46V45H98ZM97 46V47H98ZM102 46V45H101ZM104 46V45H103ZM102 46V47H103ZM111 45H109V47H110ZM113 46V45H112ZM7 47H9V48H7ZM15 47L17 48V49H15ZM22 47V48H21ZM38 47V48H37ZM60 47V48H59ZM58 48H59V50L61 51L62 49H65L66 47H64L63 45H62V47H64V48H62L61 46H59ZM79 47V46H78ZM78 47H77V49H78ZM81 47V46H80ZM96 47V48H97ZM105 47H107V48H105V49H108V46H106L105 45ZM145 47V46H144ZM11 48V49H10ZM68 48H70L69 46H68ZM95 47L94 48H92V49H95V50H97ZM117 47H115V48H111L110 47V49H116ZM124 48V47H123ZM53 49V48H52ZM51 49V50H52ZM57 48L55 47V49H53L52 50V52H50V51H48V52H50L51 54L53 53H58V52H60L59 50L57 51L56 50ZM71 49V48H70ZM74 49V48H73ZM76 49V48H75ZM76 49V50H77ZM109 49V50H110ZM119 49V48H118ZM122 49V48H121ZM14 50V51H13ZM78 50H80V49H78ZM78 50H77V52H78ZM93 51L94 53H99V51L100 50H104V48L102 49V48H100V50L98 51ZM131 50V49H130ZM27 51V52H26ZM39 51V52H40ZM71 51V50H70ZM69 51V52H70ZM80 51H82V50H80ZM119 51V50H118ZM15 52V53H14ZM38 52V53H39ZM62 52V51H61ZM60 52V53H61ZM63 52H65V54L67 55V57L69 56L68 55V51L66 52L65 50L63 51ZM72 52V51H71ZM83 52H85V51H82L81 53H83ZM238 52V51H237ZM37 53V54H38ZM42 53V52H41ZM57 53L54 55V57L55 56H59V55H57ZM74 53H76L75 51H74ZM74 53H73V55H74ZM91 53V52H90ZM93 53V54H94ZM106 53H108V52H106ZM106 53H105V55H106ZM229 53V55H231L230 56V58L233 60H231L230 58V60H231V62H238L239 61V58L238 57H236V58H238L237 60L238 61H234V56H233V53L235 54V52H233V53H231V52H228ZM248 53V52H247ZM250 53H252V52H249L248 54H249V56L251 57L252 56V54L250 55ZM261 53L263 54V55H261ZM261 53L259 54V53H257V54H259V55H256V57H257V59L258 60H260L261 59V57H262V63L261 64H259V66L260 67H258V65L256 66V64H255V68L257 67L258 69L256 70L254 67H252L253 68V70H252V72H253V74H251V68H246L247 70L245 71V68H243V67H241L242 69H243V71H245V73L242 71V69L240 68V70L242 71H240V70H238V73L236 72L235 74H236V77H238L237 79L235 78V75H234V77L233 76H228V79L227 80H229V77H230V82L228 83V81H227V84L225 85V83H226V81L223 83V84H221V85H223V86H227V85H232V83L233 84H235L236 86H237V88L238 89H236V91L237 92H235V93H233V95L232 94H230L231 96H229L228 97V99L227 98H223V99H221L219 96H218V93H219V90H220V88L221 87H223V86H221V85H219L218 87H217V85H214L213 86V83H210V82H204L203 81V79H201L202 81V83L199 81V83H196V82H194V83H196V84H198V85H196L195 86V84L194 85H192L193 83L192 82H189L188 80H189V78H188V76H184V77H182V75H184V73H181L182 75L181 76H177L178 75V73H180V71L177 73V75L176 76H173V75H175V74H173L172 75V73L171 72H173V70L175 71V70H177V68L176 69H174V67L175 66H177V67H179V64L180 65H184L186 62L188 63V62H190V61H186L185 60V58L187 59L188 57H187V55L186 54H181V55H177V54H175V55H177L176 57L175 56H173L172 58L173 59H176L177 57L178 58H180V59H184V60H180V59H176L175 61L173 60L172 62H173V64L170 66V68H169V75L168 76H166V78H172V80L171 79H169L168 78V80L167 79H165V77H163V78H161L162 79V82L163 81H165V82H169V81H172V82H169L167 85L168 86H166V83L164 82V84H165V86H166V88L165 89H163L162 88V86H160V89H162L161 90V93H160V90H158V91H155L156 89L154 88V86L156 87V85H157V82H161L160 80V78H159V75H160V73H159V71L161 72L162 70L161 69H157V65H158V63H156V62H154V63H152V62H150L149 63V66H147L146 64H143V66L144 67H150L151 68V66L153 65L154 67L156 66V68L155 69H153V71H157V73L156 72H154V73H156L155 75L160 79H158L159 81H157L156 80V83H155V81L153 82L152 80H150V81H152V83H151V85L153 86H151L150 85V82L148 81H146L147 82V84H145L143 81V85L141 84L140 85V90L138 89V88H135V89H131V87L133 86L134 87V85H132V86H130V88L128 87V84H126L125 82H126V80H125V76H123L124 78L122 79V77H121V79L123 80V82H124V84H123V86H125V84H126V87H128L129 89H131V90H133V91H131V90H127L126 89V87H125V90H127V91H125L124 89H123V86H122V88L121 89H123L122 91L124 92H122V94H124L123 96H122V94H121V98L124 100H122V102H121V99L120 98H118V100H117V98H115L116 97V95H117V97H119V95H120V90H118L119 91V93H117L116 92V94L114 93L115 92V90H113V89H115L116 87H113V89L111 88V85H109L108 83H112V81H110L109 82V80L108 81H106L105 80V78L107 77V75H109V76H112L113 74L112 73H114V75H115V73L116 74H125V71L124 72H122L121 70H114V71H117V72H114L113 70H111L110 69V71L112 72H110L108 69L109 68H111V62H113V60L115 59H113V60H105L106 61V63H108V64H110V67L108 68L107 67V70L105 69L106 67L104 66V65H106V63L104 64L103 62V64L101 63V61L98 63V64H96V67L97 68H94V69H92V70H95L96 71V69H97V71H98V67H100V69H99V72L102 70V72L104 71H106L105 73H102V72H100V73H102L103 75H106V77L105 78H103L104 80H102V83L100 82V81H98V78H97V83H96V81L95 82H91L90 83V85L89 84H87L89 81H87V82H85V85L87 84V86H83V88H87V90H90V92L89 91H82L83 89H80V90H78V91H76L77 93L80 91L81 93H82V96H83V93L84 94H88V92L90 93L89 95H91L92 94V92H93V94L95 93V94H97V93H99L100 92V90H102L100 93H102L103 94V96H102V94L100 95V93L98 94V96H100L99 98H100V100H98L99 98H98V96L96 97V98H94V100H93V98L92 99H85L84 100V108H85V110H83L84 108H83V106H82V103H81V106L77 103V102H75L76 100H73V101H71V97L70 96H73L74 94L72 93V95L70 94V95H68V93H66L67 95H66V97L65 98H63V99H65V100H62V101H56V99L54 98V96H55V92L54 93H52L53 91H54V89H53V91L52 92H50V94L52 93V94H54V96H53V98L55 99V101H53L52 99L50 100V97L49 96H47V97H45V99L46 100H43V101H41V102H43V103H41V105L40 106H38V105H36V107H35V105H34V107H32V111L30 112V114L32 113L33 114V111H34V109L36 108V110L35 111H37V109H39L41 112H43V113H41L40 111L39 112H37L38 114L40 113L41 114V116H40V114L38 115V116H40V118H39V120H41L42 121V123L43 124H45V126L46 127H43V129L45 128V130H43V129H38L39 131H37L36 130V132H34L35 134H34V136L37 134V136L38 135H41V137H44L45 138V140H47V138H48V140H47V142L45 143V144H51V143H49L48 141H50L51 140V142H52V140L53 141H55V146L56 147H58V148H55V146H54V149H53V146H52V144L49 146V145H47V146H44L43 144H42V147L44 146V148H48V147H50L51 149H52V151H51V149L50 148H48V149H44V148H42L43 150H46V152L48 153V154H50V156H48V158L47 159H50L51 160V158H54V160L56 159V157L58 156V155H56V154H59L61 151H64V152H66V151H68V150H70V152L68 151V154H72L73 155V152L74 151H79L78 153H81L80 152V150H82V149H86L87 147H88V145H89V143L91 142V144H92V141H94L93 143H95V144H92L93 146H95V145H98V146H100V148L101 147H103V146H105V148H106V146H108V145H111V143H112V141L114 140L113 138H114V136H115V138H116V136L118 137V136H120V135H118L117 133H120V132H118L119 130L122 132L123 130L122 129H126L125 131L127 132L126 134H127V140L129 141H132V140H134L136 137L135 136H138V139L136 138L135 140H137V142H139L138 143V145H137V147H141V148H139V149H141L140 151L142 152L141 154H140V161H138V160H136L135 162V164H133V165H131V170H130V172L128 171V173L129 174H127V176L128 175H130V176H128V179H129V177H133L134 175H138V176H140V178L138 177H136L137 178V180H144L145 179V177L147 176H144V178H142L143 176L141 175V173L142 172H145V173H142V174H146L147 172H146V170H149V168L151 169L153 166H151L150 164H149V162H150V160L149 159H152V158H155V155L154 154H158V155H162L163 156V154H164V152H163V154L161 153V151H164V150H162L161 149V151H160V146L161 145H159V143H160V141H162L161 139H162V136L163 135H166V136H168L166 133H168L169 131V133H171V134H173V136H174V134L175 133H177V135H178V133H180V132H174L173 131V128L175 129V128H177L178 130H180V131H182L183 133L185 132V133H187L188 134V136L190 137H188V136H186L185 135V133H184V135L186 136V137H188L189 138V141L190 142H194V140H198L200 143H197V146H198V148H197V150L198 151H196V152H194V150H192V152L191 151H187L186 153H183V154H181L180 152V154L181 155H179V153H177V151H170V153H169V155H167V157L165 158L166 159V161H165V159H163L162 158V156H161V158H160V160L162 159V161L164 162V164H163V162L161 163V162H159V164H163L164 166V168L163 167H161V165L158 167L157 165H155V167L157 166L158 167V169H162L163 168V170L161 171V172H163L164 170V172L166 173V174H170V176H168V178H169V180H168V182H167V184L170 186L169 188H172V187H174V192L173 193H175V191L178 193V195H177V193L175 194V195H177L176 197H179V196H183V195H180V194H184V198H185V196H187V198H188V195H187V193H189V191L191 192L192 191V193H194V195L192 196L193 198H191V199H196L195 201V206L194 207H192L193 209L198 205V206H200V207H196V209L198 208L199 210L201 209H203V214H200V215H204V213H205V216L206 217H204V223L206 222L207 224H208V226L207 227H209V230L211 229L212 230V234H209V236L210 237H208L209 238V240H207V245L206 244H202V246H199L201 243H203V241L199 244V245H195L194 247H195V249L196 250H194L193 248H192V250L194 251V252H196L197 251V247H199V248H203L202 250L205 252V254L203 253V251L200 249V251L202 252V254H201V252H200V256L202 255L203 257H204V255L207 257V255H212V254H215V256L214 255H212V257L210 256H208L209 258V260H208V262L209 261H211V260H213V261H211L209 264H264V60H263V58H264V52H262L261 51ZM43 54V53H42ZM63 54V53H62ZM77 54H79V52L77 53ZM88 54V53H87ZM86 54V55H87ZM101 54V53H100ZM102 54H104V52L102 53ZM117 54V53H116ZM238 54V53H237ZM236 54V55H237ZM255 54V53H254ZM18 55V54H17ZM36 55V56H35ZM44 55V54H43ZM42 55V56H43ZM80 55V54H79ZM82 55V54H81ZM81 55L80 56H78V57H80L81 58ZM95 55H97V54H95ZM108 55V54H107ZM118 55H119V53H118ZM240 55V54H239ZM241 55H243V54H241ZM240 55V56H241ZM19 56H20V59L21 60H23V58L25 57H21V56H23V55H20L19 54ZM34 56H35V58L37 59H35L34 58ZM47 56V55H46ZM45 56V57H46ZM63 56H64V54H63ZM102 56V55H101ZM120 56V55H119ZM131 56V55H130ZM181 56V57H180ZM184 56H185V58H184ZM245 56H247V54L245 55ZM253 56H255V55H253ZM249 57L250 59V64L252 63H254L255 61H254V59H256V58H254V57ZM3 57V58H4ZM17 57V58H16ZM44 57V59H45V61H47L46 60V58ZM65 57V56H64ZM71 57H72V54H71ZM77 57V58H78ZM108 57V56H107ZM113 57V56H112ZM126 57V56H125ZM133 57V56H132ZM148 57V56H147ZM146 57V58H147ZM155 57V56H154ZM175 57V58H174ZM183 57V58H182ZM3 58H1V60L3 59ZM40 58V57H39ZM58 58H60V56L58 57ZM66 58V57H65ZM75 58V57H74ZM76 58V59H77ZM88 58V55H87V57H86V59ZM93 58H94V55H93ZM93 58H91V60H93ZM101 58V57H100ZM109 58V57H108ZM150 58V57H149ZM149 58H147L146 60H148ZM235 58V59H236ZM243 58V57H242ZM241 58V59H242ZM252 58H254V59H252ZM95 59V58H94ZM96 59L98 60V58L96 57ZM104 59V58H103ZM107 59V58H106ZM111 59V58H110ZM120 59V58H119ZM142 58H137V59H135V60H138V61H142L141 60ZM157 59V62H158V60H159V62H160V60L161 59H159V57H155L154 59L152 58V60H156ZM245 59V58H244ZM248 59V58H247ZM246 59V60H247ZM20 60V61H21ZM64 60V59H63ZM72 60V59H71ZM83 60H85V59H83ZM83 60H81V62L83 61ZM90 60V61H91ZM96 60V61H97ZM127 60V59H126ZM133 61H134V59H132ZM130 61V63L131 62H133V61ZM151 60V59H150ZM149 60V61H150ZM180 60V61H179ZM187 60H190L189 58L187 59ZM245 60V61H246ZM10 61V62H9ZM13 61V62H12ZM15 61V62H14ZM24 61V64H25V59L23 60ZM22 61V62H23ZM58 61V60H57ZM88 61H89V59H88ZM109 61V62H108ZM123 61V60H122ZM162 61V60H161ZM176 61H178V62H176ZM181 61H183V63L181 64L180 62ZM248 61V60H247ZM253 61V62H252ZM257 61V60H256ZM8 62V63H7ZM19 62V61H18ZM18 62H17V64H18ZM21 62V63H22ZM31 62V63H30ZM44 62V61H43ZM75 63H77L78 62V60H77V62L76 61H74ZM127 62H129V61H127ZM127 62H124V63H126V64H128ZM2 63V62H1ZM3 63H4V61H3ZM20 63V62H19ZM71 63L73 64V61H71ZM74 63V64H75ZM85 63V62H84ZM92 63V62H91ZM91 63H88V65H89V67H88V70H89V68H90V64ZM121 63V62H120ZM123 63V62H122ZM124 63L122 64V65H124ZM133 63H137L136 61L135 62H133ZM138 63H140V62H138ZM144 63V62H143ZM155 63L157 64V65H155ZM239 63H242L241 61L239 62ZM247 63V62H246ZM249 63V62H248ZM257 63V62H256ZM16 64V63H15ZM14 64V65H15ZM27 64V63H26ZM27 64V65H28ZM42 64V63H41ZM45 64H47V62L45 63ZM78 64V63H77ZM83 64V63H82ZM102 64V65H101ZM108 64H107V66H108ZM113 64H114V62H113ZM152 64V65H151ZM160 64V63H159ZM230 65H231V63H229ZM244 64H245V62H244ZM250 64H249V67H250ZM1 65V64H0ZM2 65H5V64H2ZM88 65H85V67L86 66H88ZM92 65V68L93 67H95V63H94V65H93V63L91 64ZM119 65V64H118ZM121 65V64H120ZM121 65V67H123L124 68V70H126L127 71V69H125L126 68V66H128V65H124V66H122ZM130 65H132V64H129V67L128 68H130ZM135 65V64H134ZM140 66L142 65V62H141V64H139ZM182 65V66H183ZM190 65V64H189ZM31 66V65H30ZM30 66H28V76H29V78H28V76L26 77V75H25V77L26 78H28L27 80H23V74L25 73H27V72H24V73H19L20 75H17L18 73H17V71H14V70H12L11 71V76H12V74H13V71L14 72H16L17 74H15L14 76L15 77H17V78H15L14 76V78L12 77L11 79H14L15 81L16 80H18V82H20L21 81V83H18L19 85H21V84H23L24 83V81H26V83L29 81V79L31 80V79H33V73H32V70H35V69H37V68H33L32 69V66H31V69L32 70H30ZM101 66H103V69H102V67ZM115 66H117V65H115ZM152 66V67H153ZM226 66H227V68H228V65H225V66H221L220 68L218 67L217 69H215L214 70V72L215 73H218V74H220V73H223V72H225V71H227L226 69ZM4 66H0V71H1V69H2V71L4 70V72H5V68H3ZM20 67H22V66H20ZM69 67V66H68ZM83 67V66H82ZM81 66L79 67V70L80 69H82V72H81V74H80V71L79 70H77L75 73H77V74H79L80 76L81 75H84V76H82V78H85V73H86V75L88 74V76H90V74H89V72H90V70L88 71V72H84V68H82ZM142 67V66H141ZM146 67V70H145V68H140L139 67V71H141V69H142V71L143 70H145L144 72H142V73H145L146 72V74H148L147 72H149V71H152V70H150V68L148 69ZM153 67V68H154ZM184 67V66H183ZM185 67H187V66H185ZM222 67H224V69L222 68ZM245 67H248V66H245ZM27 68V67H26ZM76 68L78 69V67L76 66ZM113 68V67H112ZM117 68H118V66H117ZM135 68H137V67H135ZM134 68V69H135ZM226 68V69H225ZM8 69V68H7ZM7 69H6V71H7ZM12 69H14V67L12 68ZM18 69H20V68H18ZM25 69V68H24ZM73 69V68H72ZM118 69H120V67L118 68ZM133 69V70H134ZM147 69H148V71H147ZM170 69H171V72H170ZM173 69V70H172ZM222 69V70H221ZM15 70H16V68H15ZM51 70V69H50ZM74 71H75V68L73 69ZM85 70H87V68L85 69ZM129 70V69H128ZM159 70V71H158ZM248 70L250 71V72H248ZM22 70H20V72H21ZM30 71H31V74H29L30 73ZM37 71V70H36ZM36 71H33L34 73L36 72ZM70 71H72L71 69H70ZM74 71H72V73L74 72ZM108 71H109V74H108ZM118 71H119V73H118ZM122 73H121V72ZM138 71V69L136 70V72ZM223 71V72H222ZM258 71V72H257ZM3 72V73H4ZM134 72H135V70H134ZM163 72V71H162ZM162 72H161V74H162ZM176 72V71H175ZM174 72V73H175ZM213 72V71H212ZM242 73V75H239L240 73ZM248 72V73H247ZM2 75H3V73L2 72H0ZM38 73H40V72H38L37 71V76H38ZM59 73V72H58ZM70 74V72L69 73H67L68 74V76H69V74H70V76L69 77H72V78H74V75H76L77 76V78H78V76L79 75H77V74ZM96 73V72H95ZM153 73V72H152ZM154 73H153V75H154ZM167 73V72H166ZM1 74H0V76H1ZM5 74H7V72L5 73ZM9 74V73H8ZM41 74H42V72H41ZM41 74H39V75H41ZM66 74V75H67ZM96 74H98V72L96 73ZM101 74V75H102ZM131 74V73H130ZM129 74V75H130ZM134 74V73H133ZM136 74V73H135ZM146 74H144L145 76H147ZM158 74V75H157ZM171 74V75H170ZM225 73H223V75H224ZM239 76H238V75ZM23 75V76H22ZM100 75V74H99ZM100 75V76H101ZM102 75V76H103ZM113 75V76H114ZM139 75H141V72H139V73H137V76H139ZM143 75V76H144ZM180 75V74H179ZM185 75H187L186 73H185ZM221 75V74H220ZM10 76V75H9ZM8 76V77H9ZM19 76V77H18ZM32 76V77H31ZM42 76H44V75H42ZM67 76V77H68ZM75 76V77H76ZM79 76V77H80ZM98 76V75H97ZM108 76V77H109ZM112 76V77H113ZM126 76H128V74L126 73ZM132 76V75H131ZM135 76L136 75H134L133 77L135 78ZM155 76V77H156ZM172 76V77H171ZM20 77H22V80H21V78ZM36 76L34 75V78H35ZM111 77V78H112ZM116 77V76H115ZM117 77H118V75H117ZM119 77H120V75H119ZM140 77V76H139ZM175 77H177V78H180V79H182L181 81H177L176 80V78ZM2 78V77H1ZM3 78H4V76H3ZM19 78H20V81H19ZM39 78H41V77H39ZM76 78V79H77ZM81 78V79H82ZM87 78V77H86ZM114 78V77H113ZM128 78H129V76H128ZM154 78V77H153ZM185 78H186V80H185ZM234 78V79H233ZM11 79H7L6 81H8V80H10V82L8 81L7 83H10L11 84ZM66 79V78H65ZM68 79V78H67ZM71 79V78H70ZM75 79V80H76ZM101 79V78H100ZM107 79V78H106ZM118 79V78H117ZM137 79H138V77H137ZM142 79V78H141ZM180 79H178V80H180ZM188 79V80H187ZM191 79V78H190ZM205 79V78H204ZM231 79H233V81H231ZM236 79V80H235ZM35 80V79H34ZM74 80V79H73ZM78 80H79V78H78ZM83 80V79H82ZM87 79H84L83 81H86ZM88 80H90V78L88 79ZM96 80V79H95ZM119 80V79H118ZM130 80L131 81H133L134 82V80L133 79H131V77H130ZM129 79L127 80V81H130ZM139 80V79H138ZM173 80H176V81H174L173 82ZM235 80V81H234ZM2 81V80H1ZM0 81V82H1ZM92 81V80H91ZM114 81H115V79H114ZM198 81V80H197ZM3 82V81H2ZM5 82V81H4ZM54 82V81H53ZM67 82V81H66ZM73 82V81H72ZM106 82V84H104ZM123 82H120V83H123ZM29 83V82H28ZM63 83H64V81H63ZM76 83H79V82H76ZM81 83H83V82H81ZM102 85H101V84ZM114 83V82H113ZM149 83V84H148ZM154 83V84H153ZM173 83V84H172ZM237 83V84H236ZM2 84V83H1ZM1 84H0V86H1ZM6 86H8V84H6V83H4ZM3 84V85H4ZM13 84L15 85V83L13 82ZM18 84H16V85H18ZM65 84V83H64ZM68 84H70V83H68ZM108 84V85H107ZM117 84L118 83H116V86H117ZM156 84V85H155ZM240 84V85H239ZM14 85H12V86H14ZM15 85V86H16ZM24 85V84H23ZM44 85V84H43ZM72 85V84H71ZM104 85H106L105 87H104ZM114 85V84H113ZM145 85V86H144ZM239 85V86H238ZM45 86H46V84H45ZM73 86V85H72ZM71 86V87H72ZM100 86H101V89H99L100 88ZM107 86H109L110 88V90L109 91H111V92H109L108 91V88H107ZM142 86H144V87H142ZM147 86V87H146ZM221 86V87H220ZM3 87V86H2ZM10 87V86H9ZM9 87H7V88H9ZM16 87H19V86H16ZM64 87V86H63ZM63 87L61 88V89H63ZM77 87V86H76ZM132 87V88H133ZM157 87H159V86H157ZM234 87V86H233ZM4 88V87H3ZM6 88V87H5ZM22 88V87H21ZM28 88V87H27ZM67 88H68V86H67ZM67 88H65V90L67 89ZM90 88H92V89H90ZM119 88H120V86H119ZM17 89H20V88H17ZM16 89V90H17ZM47 89V88H46ZM72 89H74V88H70L69 90H72ZM97 89H99V90H96ZM113 91H112V90ZM117 89H118V87H117ZM154 89V90H153ZM1 91H2V89H0ZM4 90V89H3ZM10 90L11 91H13L12 90V88L11 89H8V91L7 90H5L6 92H10ZM48 90V89H47ZM56 90H59V91H62V90H60L59 88H57ZM55 90V91H56ZM92 90V91H91ZM106 90H107V92H106ZM135 90V91H134ZM139 90V91H138ZM234 90H235V88H234ZM233 90V91H234ZM15 91V90H14ZM37 91H40V90H37ZM42 91V90H41ZM48 91H50V90H48ZM58 91V92H59ZM67 91H68V89H67ZM74 90H72V92H73ZM74 91V92H75ZM103 91H104V93H103ZM117 91V90H116ZM16 92V91H15ZM20 92H21V90H20ZM24 92V91H23ZM32 92V91H31ZM30 92V93H31ZM34 92V91H33ZM63 92H64V90H63ZM63 92H62V94H63ZM113 92V93H112ZM130 92V93H129ZM135 92H136V94H135ZM138 92V93H137ZM154 92V93H153ZM159 92V93H158ZM5 93V92H4ZM22 93V92H21ZM46 93V91L44 92V94ZM69 93H71V91L69 92ZM111 93L113 94V95H111ZM126 93V94H125ZM135 94V95H133V94ZM7 94V93H6ZM9 94H11V93H9ZM8 94V95H9ZM33 95L31 96V94H30V97L28 98V96H26L29 100H31V99H33V97H34V99H36L35 101H37V103L38 102H40L39 100L41 99L40 98V96H36V94H35V96H34V93H32ZM40 94H42L41 92L38 94V95H40ZM41 95V96H46V95H49L48 93L47 94H45V95ZM76 94V93H75ZM80 93H78L77 95H79ZM115 94V95H114ZM119 94V95H118ZM2 95V94H1ZM29 95V94H28ZM56 95H57V93H56ZM64 95H65V93H64ZM130 95H133V96H130ZM183 95H185V96H187V99H186V101L185 100H183V99H180V97L181 96H183ZM25 96V95H24ZM59 96V95H58ZM74 96H76V95H74ZM81 96V95H80ZM113 96V97H112ZM125 96V97H124ZM4 97V96H3ZM37 97V98H36ZM61 97H62V95H61ZM79 97V96H78ZM77 97V98H78ZM91 97V96H90ZM93 97H95V96H93ZM128 97V98H127ZM136 97V98H135ZM152 97V98H151ZM21 98V97H20ZM40 98V99H39ZM59 98V97H58ZM73 98V97H72ZM76 98V99H77ZM83 98V97H82ZM130 98V99H129ZM133 100H132V99ZM33 99V100H34ZM38 99V100H37ZM42 99H44V97L42 98ZM41 99V100H42ZM60 99H62V98H60ZM75 99V98H74ZM119 99H120V101H119ZM154 99V100H153ZM156 99V100H155ZM180 99V100H179ZM227 99V100H226ZM2 100V99H1ZM26 100V99H25ZM89 100V101H88ZM110 100H111V102L113 101H119L118 102V106H120V108L119 107H117V108H119V109H121V107H122V110H120V112L119 113H121V111H123L121 114H119V116L121 117L122 115H123V117H121L120 119L121 120H123L121 123H120V121L118 122V123H116V122H114V121H112L111 120V118H110V115H108V113H110L111 111H113V110H115V108L113 109V110H110L109 109V106H111V105H114V103L113 104H111V103H109L110 102ZM129 100V101H128ZM148 100H149V102H148ZM6 101L7 100H5V101H3L2 100V102H4V103H6ZM11 101V100H10ZM28 101V100H27ZM32 101V100H31ZM31 101H29L30 102V104L32 103ZM35 101H33V102H35ZM93 101V102H92ZM99 101H100V103H104L103 104V108L101 109V107H102V104H100L99 103ZM126 101H128V102H126ZM132 103H131V102ZM151 101V102H150ZM153 101H154V103L156 104V105H158V106H156L154 103H153ZM156 101V102H155ZM73 102H75L76 104H78L79 105V107L77 106V105H75V103H73ZM83 102V101H82ZM87 102V103H86ZM97 102V103H96ZM153 103V105H148V106H152V108H150L149 110L150 111H153V108H154V111H155V109H157L159 106H160V108H158V109H161L162 111V114L158 111V109H157V111L159 112V114H161L162 115V117L161 116H158V121L160 120H164L165 119V121L167 120L168 121V124H170V125H168V126H166V124H165V126L168 128V129H170V130H166L165 129V127H163V129L162 128H159L158 126H156V127H158V129H161L160 131L161 132H159V130L157 129V131H158V133L160 134L159 136H157V135H155V137H157V138H155V140L153 139V137H154V135H153V137H152V139H153V141L152 140H143L145 137H144V134H145V129L147 130V128H148V130L149 131H146V133L148 132V134H145L146 135V137H148L147 135H150L149 134V132H150V129H152V126H153V129L155 128V125H154V118H153V120L151 119V115H149V113L147 114V115H140V113L138 114V112H137V110L140 112L142 109H141V107L142 108H144V111H145V107H144V103ZM11 103H13V102H11ZM20 103V102H19ZM88 103L90 104L89 105V107H88ZM107 103V104H106ZM123 103H124V105H123ZM180 103H182V104H180ZM6 104H9V103H6ZM6 104H5V106H6ZM33 104V103H32ZM87 104V105H86ZM94 104V105H93ZM98 104H100V105H98ZM106 104V105H105ZM108 104H110V105H108ZM115 104H117V103H115ZM120 104V105H119ZM144 104V105H143ZM0 105H1V103H0ZM28 105V104H27ZM108 105V106H107ZM123 105V106H122ZM140 105H141V107H140ZM162 105V106H161ZM4 106V105H3ZM4 106V107H5ZM8 106V105H7ZM12 106H13V104H12ZM16 106V105H15ZM25 106V105H24ZM29 106V105H28ZM33 106V105H32ZM83 108V109H81V110H83V111H75L77 108ZM93 106V107H92ZM147 106V107H148ZM154 106V107H153ZM155 106L157 107V108H155ZM10 107H11V105H10ZM9 107V108H10ZM19 107V106H18ZM56 107H60L59 109H61L60 110V112L63 110V108L65 109H71V110H69L68 112H65L66 114H63L62 113V115H61V113H59V115H58V113H56L55 111H56ZM86 107H88L87 109H86ZM106 107H108V108H106ZM161 107H163V108H161ZM6 108V107H5ZM28 108V107H27ZM53 108H55V109H53ZM57 108V110L59 111V109ZM92 108V109H91ZM96 108V109H95ZM99 108V109H98ZM108 111H105V109ZM116 108V109H117ZM149 108V107H148ZM7 109V108H6ZM19 109V108H18ZM104 109V110H103ZM24 110V109H23ZM44 110V111H43ZM54 112H53V111ZM74 112H76V113H74ZM110 110V111H109ZM149 110H147V112H150ZM22 111V110H21ZM35 111H34V113H35ZM48 111H51V113L50 112H48ZM64 111V110H63ZM153 111V112H154ZM26 113H27V111H25ZM152 112V113H153ZM156 112V111H155ZM154 112V113H155ZM12 113V112H11ZM16 113H18L17 112V110H16ZM24 113V112H23ZM22 113V114H23ZM57 114V116H54V115H52V114ZM115 113H117V112H115ZM50 114V115H49ZM117 114V115H118ZM185 114V116H183V115ZM6 115V114H5ZM13 115V114H12ZM115 114L113 113V115H112V117L114 116ZM116 115V116H117ZM154 115V114H153ZM157 115V114H156ZM1 116V115H0ZM16 116V115H15ZM24 116V115H23ZM35 116V115H34ZM119 116H118V118H119ZM144 117V119H143V117ZM149 118H147V117ZM140 117H141V119H140ZM157 117V116H156ZM3 118H6V117H3ZM26 118V117H25ZM12 119V118H11ZM13 119H16V118H13ZM30 119V118H29ZM143 119V120H142ZM145 119L148 121V122H142V121H145ZM156 119V118H155ZM169 119H170V121H169ZM222 119H224V121H222ZM5 120V119H4ZM9 120V119H8ZM24 120V119H23ZM28 120V119H27ZM114 120H116V119H114ZM150 120H152V122L150 121ZM172 120V121H171ZM220 120V121H219ZM6 121V120H5ZM20 121H21V119H20ZM37 122H38V120H36ZM47 121H48V123H47ZM157 121V122H158ZM165 121H163V122H165ZM2 122V121H1ZM8 122V121H7ZM26 122V121H25ZM28 122V121H27ZM34 122V125H36V123H35V121H33ZM163 122L162 123H160L159 122V124L158 125H160V124H162V126H164V124H163ZM12 123V122H11ZM23 123V122H22ZM38 123H41V122H38ZM49 124V125H47V124ZM145 123H146V125H145ZM165 123H167V122H165ZM155 124H157V123H155ZM18 125V124H17ZM25 125V124H24ZM152 125V126H151ZM9 127H10V125H8ZM14 126V125H13ZM22 126V125H21ZM31 126V125H30ZM161 126V127H162ZM7 127V126H6ZM8 127V128H9ZM12 127V126H11ZM122 127V128H121ZM124 127V128H123ZM126 127V128H125ZM172 129H171V128ZM199 127H204L203 129H205V131L203 132V130H201L203 133H198V131L199 130H197V133H196V129H198ZM13 128V127H12ZM20 128V127H19ZM33 128V127H32ZM38 128V127H37ZM42 128V127H41ZM150 128V129H149ZM15 129H17V128H15ZM22 129H23V127H22ZM31 129V128H30ZM33 129H35V128H33ZM152 129V130H153ZM156 129V128H155ZM154 129V132L156 131ZM177 129H175V130H177ZM201 129V128H200ZM23 130H25V128L23 129ZM164 130H166V131H164ZM223 130H225L224 132H228L227 134V136H229L228 138H227V140H225L224 139V137H222V134L224 133L223 132ZM3 131V130H2ZM12 131V130H11ZM15 131V130H14ZM33 130H31V132H32ZM125 131H124V134H125ZM201 131H199V132H201ZM6 132H8L7 130H6ZM25 132H28V124H27V130L26 131H24V133L23 134H25ZM37 132H39V133H37ZM144 132V133H143ZM3 134H2V137H7V139L9 138L8 137V135L10 136L11 134L8 132V135L6 134V133H4V131L2 132ZM12 133V132H11ZM21 133V134H22ZM33 133V132H32ZM151 133V132H150ZM157 133V132H156ZM155 133V134H156ZM168 133V134H169ZM12 134H14V133H12ZM20 134V135H21ZM27 134V133H26ZM47 134L49 135V137L51 138H49V137H47ZM154 134V133H153ZM224 134H226V133H224ZM46 135V136H45ZM140 135H142V137H144V138H142V141H141V136ZM170 135V134H169ZM180 135V134H179ZM182 135V138H183V134H181ZM32 136V135H31ZM52 136V137H51ZM225 136V135H224ZM226 136V137H227ZM20 138H21V136H19ZM175 137V136H174ZM179 137V136H178ZM181 137V136H180ZM3 138V139H4ZM40 138V137H39ZM39 138L37 139V141L39 140ZM56 138V139H55ZM90 138H94L93 140L91 139L90 140ZM177 138V137H176ZM223 139L224 141H226V142H224L223 141V143H225V144H223V146H221V141L222 140H219V139ZM13 139V138H12ZM27 139V138H26ZM55 139V140H54ZM117 139V138H116ZM119 140H120V138H118ZM121 139H122V137H121ZM146 139V138H145ZM149 139H151V138H149ZM17 140H18V136H17ZM34 140V139H33ZM44 140V139H43ZM44 140V141H45ZM56 140H57V142H56ZM89 140H90V142H89ZM123 140H124V138H123ZM122 140V141H123ZM177 140H178V138H177ZM192 140V141H191ZM1 141H2V139H1ZM6 141L7 140H5V143H6ZM10 141V140H9ZM14 141V140H13ZM16 141V140H15ZM20 140H18L17 142H19ZM25 141V140H24ZM129 141V143H131ZM186 141H188V140H186ZM197 141V142H198ZM4 142V141H3ZM3 142L1 143V147H0V151H1V153L3 154V152H7V151H9L10 149H9V147H7V145H4L3 144ZM8 142V141H7ZM12 142V141H11ZM10 142V143H11ZM60 143V145H59V143ZM121 142V141H120ZM126 143V140H124L123 142H121L122 144H121V146L122 145H124L125 143ZM196 142V141H195ZM220 142V143H219ZM35 143V142H34ZM38 144H39V141L37 142ZM53 143V142H52ZM113 143H115V142H113ZM116 143H117V141H116ZM115 143V144H116ZM203 143V144H202ZM22 144H24V143H22ZM36 144V143H35ZM34 144V145H35ZM37 144V145H38ZM56 144H58V146L56 145ZM62 144V145H61ZM120 144V143H119ZM161 144V143H160ZM165 144H166V141H165ZM164 144V145H165ZM204 145V147L202 148V146L201 145ZM15 145H17V144H15ZM21 145V144H20ZM20 145H18L19 147H20ZM33 145V146H34ZM91 145V146H92ZM102 145V146H101ZM114 145V144H113ZM118 145V144H117ZM127 145V144H126ZM199 145H200V147H199ZM217 145L219 146V147H222V151L223 152H225V154L227 155V153H226V151H224L225 150V148H226V150L227 149H229V148H231V147H235V148H237V149H235L234 151H236L237 150V152L235 153H232V155L230 156H225V154H224V156H223V152H221V154L219 153V151L218 152H216V153H214V151H215V149H217L218 147H217ZM10 146V145H9ZM24 146H26V145H24ZM29 147H30V145H28ZM59 146H60V149H63V150H61L59 153H56L55 154V156L54 157H51V153L52 152H55V151H58L59 150ZM61 146H62V148H61ZM116 146V145H115ZM121 146H117V147H119V150H120V148H121ZM19 147H17L18 148V150H20L19 149ZM36 148H37V146H35ZM34 147V148H35ZM90 147V146H89ZM88 147V148H89ZM112 147V146H111ZM125 147V146H124ZM132 147V146H131ZM144 147V148H143ZM166 147H167V145H166ZM217 147V148H216ZM16 148V149H17ZM30 148H32V146L30 147ZM40 148V147H39ZM93 148V147H92ZM104 148V149H105ZM169 148V147H168ZM173 148H174V146H173ZM26 149H27V147H26ZM55 149H58V150H55ZM94 149H96L97 150V148H94ZM109 149V148H108ZM110 149H112V148H110ZM113 149H116V150H118L117 148H113ZM122 149V148H121ZM125 149V148H124ZM178 149V148H177ZM194 149H196V147L194 148ZM219 150H220V148H218ZM14 150V149H13ZM12 150V151H13ZM30 150H32V149H30ZM39 150V149H38ZM37 150V151H38ZM48 150V151H47ZM73 150V151H72ZM89 150H90V148H89ZM92 150V149H91ZM106 151L105 152H107V151H109V150H107V149H105ZM160 152H159V151ZM168 150V149H167ZM166 150V151H167ZM176 150V149H175ZM220 150V151H221ZM11 151V152H12ZM41 151V150H40ZM97 151H99V150H97ZM125 151V150H124ZM133 151V150H132ZM131 151V152H132ZM138 151V150H137ZM165 151V152H166ZM181 151V150H180ZM217 151V150H216ZM228 151H230V150H228ZM16 152H17V150H16ZM30 153H32V151H29ZM44 153L45 154V156H43L44 158L46 157V154L47 153ZM50 152V153H49ZM63 152V153H64ZM75 153V156H78L79 154L78 153ZM82 152H83V150H82ZM89 152V151H88ZM95 152V151H94ZM113 152V151H112ZM116 152V151H115ZM156 152H158V153H156ZM185 152V151H184ZM232 152V151H231ZM10 153V152H9ZM29 153V154H30ZM33 153H35V151L33 152ZM32 153V156H36V154H33ZM41 153H42V151H41ZM108 153V152H107ZM111 153V152H110ZM129 153H130V151H129ZM150 153H151V155L153 154L154 156L152 157V156H150ZM67 154V153H66ZM67 154V155H68ZM77 154V155H76ZM86 154V157H87V153H85ZM90 154V153H89ZM93 154V153H92ZM96 154V153H95ZM123 154V153H122ZM125 154V153H124ZM231 154V153H230ZM15 155V154H14ZM22 155V154H21ZM25 155H27V154H25ZM63 155H65V154H63ZM97 155V154H96ZM147 155L148 156H150L149 157V159L147 158ZM217 155H219V156H217ZM75 156H73L72 158H73V160L74 159H76L75 158ZM80 156L83 158V156L80 154ZM91 156V155H90ZM125 156V155H124ZM123 156V157H124ZM137 156V155H136ZM169 156V157H168ZM51 157V158H50ZM64 157V156H63ZM71 157V156H70ZM85 157V156H84ZM85 157V158H86ZM104 157H106V156H104ZM145 157V158H144ZM152 157V158H151ZM160 157V156H159ZM165 157V156H164ZM9 158V157H8ZM25 158H26V156H25ZM37 158H39V157H37ZM67 158H69L68 156H67ZM72 158H69V159H72ZM78 158V160H80V158L79 157H77ZM81 158V159H82ZM97 158H98V156H97ZM99 158H101V157H99ZM103 158V157H102ZM101 158V159H102ZM112 158V157H111ZM137 158H139V157H137ZM23 159V158H22ZM46 159V160H47ZM88 159V158H87ZM105 159V158H104ZM149 161H148V160ZM39 160V159H38ZM59 160H60V158H59ZM67 159L65 158V160H63V161H66ZM72 160V161H73ZM89 160V159H88ZM93 160H95V159H93ZM135 160V159H134ZM153 161L155 160V159H152ZM152 160H151V162H152ZM48 161V160H47ZM58 161V160H57ZM67 161H69V163L71 162L70 160H67ZM75 161V160H74ZM81 161H83V160H80V162H78V164L80 163L81 164ZM95 161H99V162H95ZM95 161H93V162H95V163H98L97 165H96V167H97V169H98V172L96 173V171H94V173L92 174L91 172H92V170H91V172H90V170L88 171V172H90V176L88 175L87 176V174H89L87 171V174H86V176L88 177H86V179H88L87 180V182L86 183H84L83 182V184H82V191H81V193H79V194H81V195H79V194H77V197H75V194L76 193H78V192H80V190L79 191H75V190H73L74 192L73 193H71L75 198H77L78 199V201L79 200H81L82 198L84 199V202L86 201V200H88V199H91L92 201H93V204L95 203L96 204V208H95V210H93V211H98V216H99V213L101 214V212H104V211H106V212H104L106 215V217H108L109 218V220H107V221H109V222H105L104 220H103V223H108V224H106V227L104 226L103 227V225L102 226H100V227H102V228H98V224H99V222H98V224H95L96 226H97V228H98V230H97V228H96V226L94 227L95 228V231H97L96 233H95V231H94V228H92L93 230L92 231H94L92 234V236H90V235H84V236H82V237H79V236H75V237H79V238H74L73 239V245H72V252H74V254H75V256L77 257V261L75 262L76 264H84V261L86 260V257H85V255L87 256L88 255V253H90L91 252V255H93L92 253H94V255L96 256V254H95V251L98 253V250L99 249H101L102 248V250H100V251H102V256L103 257H105V258H103V257H101L100 255V257L101 258H99V262L102 260V259H104V261H103V263L106 261V263H107V261H109L108 263L109 264H111L110 263V260H111V258L113 259L111 262H114V264H116L115 262H117L118 264H136V259H139L140 260V258L142 257V255L143 254H145V256H143L144 258H147V256L149 255L150 256V254L151 253H155V248H154V246H155V243H153V245H148L149 247L150 246H153L152 248L153 249H155L154 250V252H152L151 250H153V249H151V247H150V250H147L149 247L147 246V248H146V250H144V249H142L143 247H146L145 245H147V244H143L142 243V241L140 240V239H138V240H140V242L139 243H142L143 244V246H142V248H140V246H139V244H138V250H140V249H142V250H144L143 252H142V250H140V254L142 253V255H140L139 254V252H138V255H140L139 257H136V256H138V255H136V253L134 254V250H135V245H136V243H134L135 245H133V244H130V246L133 248V250L132 249H128V247H126V246H128L126 243V246H125V244L123 245V244H121V243H124L123 241H125V242H127L128 240H129V237H131L130 239L131 240H133V239H135L136 237H138V235L139 234H141V232H142V230H143V228L144 229H146L145 228V223H146V220H144L145 222H144V226H141L142 228H140V227H138V228H140V229H136V232L138 233V235L137 236H135L134 234H136V233H134L135 232V227H133V231H132V233L130 234V232L131 231H129V226L130 225H132V223H128L127 221H126V224L124 223L125 221H124V218H125V220H127V219H130L131 217H129L128 216V214H129V212H127L126 211V209L128 210L129 208H131V209H129L130 211L132 210V209H134V210H132L131 211V215L132 216H135V215H141L140 214V212L141 213H144V212H147V214L148 215H145V216H150V212L148 213V211H146V210H148L149 208H148V206H147V209L144 211V208H146V207H144L143 208V206L142 205H145V201H148V200H152V201H150V203H149V201L147 202V203H149L148 205H149V207H150V205L154 202L153 200L154 199H152V196H153V198H154V196H155V193H153L155 190H152L150 187V189L151 190H149L148 192L147 191H145L144 190V192L146 193H142V194H140V195H143V197L145 196V198L147 197V198H149V199H145V198H142V196L140 197V195H139V193H138V196L137 195H134V197H135V199H136V202H135V200H134V198H133V200H132V198H126V199H122L123 201H121V203L119 204V205H112V203L110 202V201H112V198H114V196L115 195H118V194H120V192H121V194H122V196L121 197H123L124 195H123V193L124 192H126V188L125 187H123V186H127V182H126V184L124 185L122 182V184L120 183L119 184V182H118V178H117V180L115 179V181H114V179H111L110 177L113 175V174H111L110 173V171H109V168H107L106 169V171L104 170L105 169V167H102V166H100V160H98V159H96ZM103 161V160H102ZM109 161H111V160H109ZM146 161H148V162H146ZM157 161H158V159H157ZM43 162V161H42ZM50 162V161H49ZM84 162H85V159H84ZM86 162H87V160H86ZM85 162V163H86ZM155 162V161H154ZM24 163V162H23ZM44 163V162H43ZM56 163V162H55ZM61 163V162H60ZM64 162H62L61 164H63ZM69 163H68V165H69ZM73 163V162H72ZM84 163V165H75V164H77V163H74L73 164V166H71L70 167V170H69V166H67V169L69 170V175H70V178L69 179H73V181L74 182H76V183H78L79 182V180H80V178L81 177H83V175H81V177H79L80 176V174H82V172H83V170H85L86 169V164ZM88 163H92V159H91V161H88ZM95 163L93 164L92 163V165H95ZM103 163H105V162H103ZM108 163V162H107ZM146 163H148L150 166H148V165H146ZM156 163V162H155ZM185 163H187V165L189 164V166H191V170H193L194 172H195V174H197V175H195V176H198V175H202L201 177L204 179V180H202V181H205V179L206 180H208V181H205V183L204 182H202L201 181V177H199V178H201V179H199L198 177H197V179L195 178V179H193V181H192V178H190V180L192 181H189L188 179H186L185 178V176L187 177V173L186 174H182L183 173V170L182 171H180V168L181 167H183V168H185V165H183V164H185ZM25 165H26V161H25V163H24ZM66 162H65V166H66ZM83 164V163H82ZM132 164V163H131ZM52 165H53V162H52ZM58 165H59V163H58ZM72 165V164H71ZM75 165V166H74ZM99 165V166H98ZM101 165H103V166H106V164L104 165V164H102L101 163ZM115 165V164H114ZM197 165H198V167H197ZM11 166V165H10ZM22 166V165H21ZM55 166V165H54ZM89 166H91V164L89 165ZM181 166V167H180ZM192 166H193V168H195L194 166H196V168H195V170L194 169H192ZM23 167V166H22ZM49 167V166H48ZM57 167V166H56ZM92 167V166H91ZM106 167H108V166H106ZM110 167V166H109ZM130 167V166H129ZM148 167V168H147ZM13 168V167H12ZM11 168V169H12ZM16 168V167H15ZM20 168V167H19ZM51 168H52V166H51ZM61 168H66V167H63V166H60L59 167V169L62 171V170H64V169H61ZM89 168V167H88ZM93 168H95L94 166H93ZM166 168V169H165ZM188 169L190 168V167H187ZM7 169V168H6ZM96 169V170H97ZM153 169H155L154 171H156V168H153ZM198 169V170H197ZM46 170H49V168L48 169H46ZM55 170H58V168L57 169H55ZM68 170L66 171V173L68 172ZM113 170V169H112ZM167 170V171H166ZM198 172H197V171ZM53 171V170H52ZM71 171V172H70ZM108 171H109V173L110 174H108ZM153 170H152V172H154ZM158 171H160V170H158ZM185 171V170H184ZM187 171V170H186ZM185 171V172H186ZM214 171H216L217 173H214ZM45 172V171H44ZM85 172V173H86ZM118 172V171H117ZM126 172V171H125ZM160 172V173H161ZM168 172V173H167ZM180 172H182V173H180ZM47 173V172H46ZM51 174V172H48V174ZM149 173H151V171L149 172ZM179 173H180V175H179ZM206 173H209L210 175V177L208 176V174H206ZM11 174V173H10ZM53 174V173H52ZM61 174V173H60ZM68 174V173H67ZM67 174L66 175H63V180H65L64 179V176H67ZM84 174V173H83ZM108 174V175H107ZM122 174V173H121ZM133 174V175H132ZM165 174V175H166ZM177 174H178V176H177ZM194 174V173H193ZM193 174H190L188 177H190V176H192ZM203 174H206L208 177V179L206 178V176L204 175L203 176ZM212 174H214V176H212ZM12 175V174H11ZM54 175V174H53ZM56 175V174H55ZM110 175V176H109ZM126 175V174H125ZM163 176L162 175V177H167V175L166 176ZM181 175H183V176H181ZM49 176V175H48ZM57 176V175H56ZM55 176V177H56ZM104 176H106L107 177V179H109L110 178V182H111V180H113L112 181V183H111V185H110V183L109 182H107L108 183V185H110V187L108 188V190H107V188H106V191L103 193L102 192V188H104L103 186H102V179L103 178H101V180H100V177H104ZM126 176V177H127ZM142 176V177H141ZM152 176V175H151ZM174 176H176L175 178H173ZM106 177H104V180H105V178ZM109 177V178H108ZM134 177V178H135ZM147 177H149V174H148V176ZM170 177H172V178H170ZM178 177H182L181 179H183V178H185V183H183L184 182V180H182V182H181V179L179 180L180 182H178L177 180L179 179ZM114 178V177H113ZM123 178H124V176H123ZM123 178H120V179H122L123 180ZM135 178V179H136ZM152 178V177H151ZM10 179H12L11 177H10ZM51 179V178H50ZM57 179H61V175H60V178H57ZM83 179V178H82ZM127 179V178H126ZM162 179V178H161ZM175 179H177V180H175ZM14 180V179H13ZM58 180V181H59ZM101 181V183H100V181ZM103 180V181H104ZM132 180V179H131ZM130 180V181H131ZM134 180V179H133ZM132 180V181H133ZM146 180V179H145ZM171 180V181H170ZM189 182H188V181ZM195 180V181H194ZM68 181H70V183H71V185L73 184V182H71L72 180H68ZM84 181H86L85 180V177H84ZM108 181V180H107ZM125 181H127V180H125ZM166 181V180H165ZM23 182V181H22ZM21 182V183H22ZM59 182H62L61 180L59 181ZM59 182H58V184H59ZM117 182V183H116ZM124 182V181H123ZM170 182L172 183L173 182V184H170ZM175 182H178V183H180V184H178V183H175ZM17 183V182H16ZM101 185H100V184ZM159 183V182H158ZM166 183V182H165ZM187 183V184H186ZM23 184V183H22ZM21 184V185H22ZM75 184V183H74ZM104 185H106L105 183H103ZM115 184H117V185H115ZM177 184V185H176ZM183 184V185H182ZM60 185H61V183H60ZM76 185V184H75ZM98 185H100L101 187V190L100 189H98L97 187H98ZM121 185V186H120ZM168 185H167V189H168ZM171 185H172V187H171ZM175 185H176V187H175ZM189 185V186H188ZM218 185V186H217ZM56 187L58 186V185H55ZM63 186H65L64 184H63ZM107 186V185H106ZM118 186V187H117ZM154 186V185H153ZM177 186H178V189H176L177 188ZM216 186V187H215ZM37 187V186H36ZM77 187V186H76ZM120 187V188H119ZM152 187V186H151ZM211 187L212 188H216V189H220L219 190V193L217 192V191H215V192H217V194H214V193H212V194H210L209 193V190L208 189H211ZM220 187V188H219ZM31 188V187H30ZM59 188V187H58ZM62 188H64V187H62ZM123 188V189H122ZM208 188V189H207ZM34 189V188H33ZM37 189V188H36ZM125 190L123 193H122V191L121 190ZM129 189V188H128ZM205 189H207V190H205ZM29 189H27V191H28ZM32 190V189H31ZM40 190V189H39ZM60 190V189H59ZM64 190V189H63ZM65 190H66V187H65ZM100 190V191H99ZM103 190H105V189H103ZM172 190H173V188H172ZM172 190H168V192L170 191H172ZM33 191V190H32ZM36 191H38V190H36ZM61 191V190H60ZM131 191V190H130ZM129 191V192H130ZM133 191V190H132ZM153 191V192H152ZM35 192V191H34ZM62 192V191H61ZM68 192H69V190H68ZM70 192H72V190H70ZM128 192V194H130ZM150 192H152L153 193V195H151V197H150ZM204 192V193H203ZM206 192V193H205ZM22 193V192H21ZM63 193H65V192H62V194H60L59 193V196H60V199L61 200H64V202H66V199H64V197H66L65 196V194H63ZM136 194V192H133V194ZM149 193V194H148ZM172 192L170 193V194H173ZM18 194V193H17ZM23 194V196H25L24 194H25V192L24 193H22ZM39 194H40V192H39ZM70 194V193H69ZM71 194H70V196L68 197H66V198H70L71 197ZM126 194V193H125ZM128 194H127V196H128ZM149 196H148V195ZM169 194V193H168ZM208 194V195H207ZM210 194V195H209ZM21 195V194H20ZM28 197H29V195L28 194H26ZM32 195V194H31ZM30 195V197H32ZM35 196H37V194H34ZM79 195V196H78ZM102 195H105V196H102ZM131 195V197H133L132 196V194H130ZM167 195V194H166ZM165 195V196H166ZM175 195L174 196H172V199H173V197H174V199L176 198L175 197ZM35 196H33L34 198H36ZM58 196V197H59ZM63 196V197H62ZM107 196H109V197H112V198H108ZM119 196V195H118ZM117 196V197H118ZM119 196V197H120ZM164 196V197H165ZM169 196V195H168ZM168 196H166V198L168 199ZM189 196H191L190 195V193H189ZM19 197V196H18ZM18 197H17V199H18ZM32 197V198H33ZM53 197V196H52ZM116 197V196H115ZM120 197V198H121ZM137 197V198H136ZM170 197H171V195H170ZM183 197H182V199H183ZM15 198V197H14ZM56 198V197H55ZM63 198V199H62ZM73 197H71L69 200H70V202H71V199H72ZM85 198H88V199H85ZM141 200H140V199ZM151 198V199H150ZM186 198V200L187 201H189L188 199ZM190 198V197H189ZM19 199H20V197H19ZM30 199V198H29ZM74 199V198H73ZM137 199H139V200H137ZM144 199V200H143ZM165 199V198H164ZM163 199V200H164ZM166 199V200H167ZM172 199H169V201L170 200H172ZM173 199V201H171L173 204L174 203H176V205H174L173 206V204L170 202V207L168 206L169 205V202H168V200H167V202H168V204H167V202H166V207L168 206V208H172L173 210H174V208L177 206V202L179 203L180 202V200H181V204L183 203L182 202V199H180L179 200V198L178 199H175L174 200ZM190 199V200H191ZM31 200V199H30ZM58 200V199H57ZM75 200V199H74ZM108 200V201H107ZM114 200V199H113ZM117 199L115 198V201H112V202H117L116 201ZM143 200V201H142ZM184 200V199H183ZM186 200H185V202L184 203H186V204H188V205H191V203H189V202H186ZM28 201V200H27ZM32 201V200H31ZM34 201L36 202V199H34ZM83 201V200H82ZM119 201V200H118ZM141 201H142V203H141ZM175 201H177V202H175ZM57 201H55V203H56ZM60 202H63V201H60ZM75 202H77V201H75ZM109 202V203H108ZM138 202H140V206H138L139 204H137ZM143 202H144V204H143ZM165 202V201H164ZM199 203V204H197L196 205V203ZM14 203H15V201H14ZM22 203H24V201H21V203H19V204H22ZM38 203V202H37ZM66 203H68V204H66ZM66 203H64V205L66 204V206L67 205H70L69 204V202L67 201ZM77 203H80V201L79 202H77ZM83 203V202H82ZM82 203H81V205H82ZM88 203V202H87ZM147 203H146V205H147ZM163 203V201L161 202V204ZM12 204V203H11ZM72 204H74L73 202H72ZM117 204V203H116ZM180 204V203H179ZM178 204V205H179ZM193 204V203H192ZM14 205V204H13ZM30 205V204H29ZM32 205V204H31ZM35 205V204H34ZM46 205V204H45ZM137 205V206H136ZM145 205V206H146ZM159 205V204H158ZM163 205V204H162ZM161 205V206H162ZM184 205V207L186 208V206H185V204H183ZM188 205H187V207H188ZM15 207H17V208H19L18 206H16V205H14ZM28 206V205H27ZM52 206V205H51ZM61 206V205H60ZM63 206V205H62ZM91 206V205H90ZM165 206V205H164ZM180 206V205H179ZM192 206V205H191ZM37 207V206H36ZM68 207V206H67ZM66 207V208H67ZM70 207V206H69ZM129 207V208H128ZM166 207H161V208H165V210H166ZM182 207V206H181ZM179 208L180 210L182 209V208ZM17 208H14L15 210L14 211H16L17 210ZM34 208V207H33ZM42 208V207H41ZM83 208V207H82ZM139 208V209H138ZM143 208V209H142ZM160 208V207H159ZM158 208V209H159ZM178 208H176V209H178ZM188 208H190V207H188ZM38 209V208H37ZM57 209V208H56ZM137 209V210H136ZM154 209H155V207H154ZM158 209L156 210V212L158 211ZM171 209V212L173 211ZM175 209V210H176ZM178 209V210H179ZM193 209H191L192 210V212H193ZM197 209V211H199ZM19 210H20V208H19ZM19 210H17V211H19ZM23 210V209H22ZM39 210L40 209H38V210H36V211H38L39 212ZM42 210V209H41ZM43 210H44V208H43ZM46 210L47 209H45V211L43 212V215L45 216H49V214H51V211H50V213H49V211H47L49 214H46L47 212H46ZM54 210V209H53ZM65 210V209H64ZM63 210V211H64ZM139 210V211H138ZM153 210V209H152ZM164 210V211H165ZM175 210L173 211V212H175ZM186 210V209H185ZM185 210H183L182 209V211H184V213H185ZM190 210V209H189ZM188 210V211H189ZM195 210V209H194ZM16 211V212H17ZM35 211V210H34ZM69 211V210H68ZM71 211V210H70ZM135 211H137V212H139L138 214H137V212H134ZM151 211V210H150ZM155 211V210H154ZM160 211H163V210H161L160 209ZM159 211V212H160ZM167 211H170V210H167ZM181 211V212H182ZM197 211H195L194 213H191V211L189 212V214L190 215H192L193 214V216H196V215H198L199 213L197 212ZM16 212H15V215H16ZM21 212V211H20ZM19 212V214H21ZM32 212V211H31ZM37 212V213H38ZM46 212V213H45ZM56 212V211H55ZM72 212V211H71ZM84 212V211H83ZM132 212L134 213V214H132ZM153 211H151V213H152ZM158 212V213H159ZM172 212V213H173ZM179 212V211H178ZM177 212V213H178ZM180 212V213H181ZM196 212L198 213V214H196ZM200 213H201V211H199ZM10 213V212H9ZM45 213V214H44ZM163 213V212H162ZM162 213H159V214H162ZM166 213V212H165ZM170 213V212H169ZM168 213V214H169ZM183 213V212H182ZM186 213H187V211H186ZM207 213V214H206ZM18 213H17V215H19ZM25 214H26V212H25ZM40 214V213H39ZM59 214H61V211H60V213ZM72 214V213H71ZM127 214V215H126ZM154 214H156V217H157V213H154ZM194 214H196V215H194ZM38 215V214H37ZM51 215H53V214H51ZM103 215V214H102ZM108 215V216H107ZM143 215V214H142ZM164 215H166V214H164ZM173 215V214H172ZM177 215V218L176 219H180V218H178L179 217V215H180V217H181V214H175V216ZM182 215H185V214H182ZM188 215V214H187ZM188 216V218L189 217H193V216ZM11 216H13V218L15 217L13 214H11ZM24 216V215H23ZM45 216V217H46ZM59 216V215H58ZM83 217L82 215H81V213H80V215H78V217ZM145 216H141L142 218H147V217H145ZM159 216V215H158ZM169 216H171V215H169ZM175 216H173V217H175ZM186 216V215H185ZM27 217V216H26ZM41 217V216H40ZM53 217V216H52ZM76 217H77V215H76ZM78 217L76 218V219H78ZM79 217V218H80ZM85 217H87V216H85ZM100 217V216H99ZM126 217H129V218H127L126 219ZM136 217V216H135ZM16 219H17V216L15 217ZM20 218V217H19ZM29 218V217H28ZM49 218V217H48ZM74 218H75V215H74ZM101 218H103V217H101ZM108 218H106V219H108ZM137 218V217H136ZM139 218V217H138ZM142 218H140V219H142ZM153 217H151V219H152ZM163 218L164 217H162V222H161V224H162V227L164 228V221H163ZM15 219V220H16ZM24 219V218H23ZM27 219V218H26ZM39 219V218H38ZM41 219L43 220V218L41 217L40 218V222H41ZM54 219V218H53ZM62 219V218H61ZM80 219H82V218H80ZM148 219H149V217H148ZM147 219V220H148ZM153 219H155V218H153ZM157 219V218H156ZM159 219V218H158ZM167 219V218H166ZM169 219V218H168ZM173 219V218H172ZM28 221H29V219H27ZM66 220V219H65ZM165 220V219H164ZM174 220V219H173ZM19 221V220H18ZM59 221V220H58ZM67 221V220H66ZM99 221H101L100 219H99ZM115 221H119L118 223H120V221H123V222H121V223H123V224H125L126 225V227L128 228V231H126V229H125V231L127 232V233H125V231L123 230V226L120 228L119 227V225L117 224V222H116V224L118 225H116V224H114L115 226L114 227H111V226H113L112 224H113V222H115ZM129 221V220H128ZM137 221H138V219H137ZM141 221V220H140ZM139 221V222H140ZM155 221V220H154ZM153 221V222H154ZM160 221V220H159ZM168 221V220H167ZM170 221V220H169ZM175 221V220H174ZM23 222H25V221H23ZM35 222H37V221H35ZM60 222V221H59ZM63 222H64V219H63ZM62 222V223H63ZM130 222V221H129ZM171 222L173 223V221L171 220ZM30 223V222H29ZM38 223V222H37ZM43 223V222H42ZM41 223V224H42ZM67 223V222H66ZM89 223V222H88ZM88 223H86L85 224V226L86 225H88ZM91 223V222H90ZM102 223V224H103ZM128 223V224H127ZM136 223V222H135ZM143 223V222H142ZM142 223H138L139 225H142ZM148 223V222H147ZM155 223V222H154ZM157 223H158V221H157ZM171 223V224H172ZM176 223V222H175ZM18 224V223H17ZM92 224V223H91ZM91 224H89V225H91ZM100 224H101V222H100ZM104 224V225H105ZM137 224V223H136ZM151 224H152V222H151ZM150 223H148V225H151ZM161 224H160V222L158 223V225L159 226H161ZM169 224V223H168ZM207 224H203V227H206V225ZM19 225H21V224H19ZM18 225V226H19ZM23 225V224H22ZM25 225H28V224H25ZM33 225H34V223H33ZM58 225H59V223H58ZM57 225V226H58ZM61 225V227H62V225L63 224H60ZM84 225V224H83ZM93 225V224H92ZM91 225V226H92ZM129 225V226H128ZM147 225V224H146ZM155 225H157V224H155ZM157 225V226H158ZM164 225V226H163ZM167 225V224H166ZM42 226H43V224H42ZM65 226V225H64ZM63 226V227H64ZM138 225H136V227H137ZM157 226H155V227H157ZM214 226V228H212ZM20 227V226H19ZM24 227V226H23ZM31 227V226H30ZM35 227H36V225H35ZM39 227V226H38ZM60 226H58L57 228H58V230H60V228H61ZM120 228L119 229V231L118 232H120V230H123V232H121L120 234L118 233V236L119 237H114L113 239H112V237H110L111 238V240L108 238V236H110L109 234H107L108 232H110V230L111 229H115V228ZM125 227V228H126ZM149 227V226H148ZM147 227V228H148ZM151 227H152V225H151ZM162 227H160V229L162 230L163 228ZM166 227V226H165ZM170 227V226H169ZM21 228V227H20ZM32 228V227H31ZM40 228H41V226H40ZM116 228V229H117ZM172 228H173V226H172ZM62 229V228H61ZM69 229V228H68ZM152 229V228H151ZM150 229V230H151ZM156 229H158V228H156ZM155 229V230H156ZM167 229H169V228H167ZM167 229H165V232L167 233L168 231H166ZM23 230V229H22ZM41 230V229H40ZM43 230V229H42ZM58 230H56V231H58ZM62 230H66V229H62ZM130 230H132L131 228H130ZM138 230V231H137ZM146 230H148V229H146ZM145 230V234H147V231ZM154 230V231H155ZM171 230V229H170ZM74 231V230H73ZM111 231H113V230H111ZM140 231V232H139ZM156 231H158V230H156ZM38 233H39V231H37ZM44 232V231H43ZM107 232V233H106ZM116 232V231H115ZM143 232H144V230H143ZM142 232V233H143ZM206 232H208V229L206 230ZM211 231H209V233H210ZM55 233H57V232H55ZM59 233V232H58ZM72 233V232H71ZM77 233V232H76ZM129 233V234H128ZM134 233V234H133ZM149 234L148 235H146L147 236V238H148V236L149 237H151V239L153 238V235H152V233H153V231H152V233L151 232H148ZM151 233V234H150ZM162 232L160 231V234H161ZM172 233V232H171ZM64 234V233H63ZM62 234V236H64ZM107 234V237L105 236ZM114 234V233H113ZM135 236H133V235ZM154 234V233H153ZM157 234H158V232H157ZM164 234V233H163ZM39 235V234H38ZM55 235V234H54ZM59 235H60V233H59ZM59 235H58V237H59ZM80 235H83V234H80ZM112 235V234H111ZM129 237H128V236ZM130 235H132V236H130ZM152 235V236H151ZM155 235V234H154ZM23 236V235H22ZM53 236V235H52ZM85 236L87 237H89L88 238V240H90L89 241V243H88V241H87V238H85ZM116 236V235H115ZM124 236H126L127 238H128V240L126 241L125 240V238L126 237H124ZM141 237H143L142 239L144 240L143 242L144 243H146V242H148V241H150L151 239L150 238H148L149 240H147V238H144V237H146V236H144V233H143V236H142V234L140 235ZM156 237H157V235H155ZM154 236V237H155ZM171 236V235H170ZM174 236H176V235H174ZM173 236V237H174ZM231 236H233V241L231 240L230 242L229 241H227L226 242V239L227 240H229L228 239V237H230L231 238ZM38 237V236H37ZM83 237H84V239H86V241H85V243H84V239H83ZM104 237H105V239H104ZM160 237H162V236H160ZM160 237L158 238V239H160ZM164 237V236H163ZM180 237V236H179ZM80 238H81V241H80ZM106 238H108V239H106ZM119 238V239H118ZM133 238V239H132ZM166 238V237H165ZM175 238V237H174ZM174 238H172V239H170L169 241H174L175 239ZM182 239L184 238V236L183 237H181ZM206 238H207V236H206ZM70 239V238H69ZM76 239V243L74 242V240ZM83 239V240H82ZM117 239V240H116ZM157 239V238H156ZM157 239V240H158ZM164 239V238H163ZM169 238H167V240H168ZM174 239V240H173ZM187 239H188V237H187ZM204 239H205V237H204ZM77 240H79L80 242H78ZM113 240V241H112ZM152 240H154V239H152ZM160 240H162V239H160ZM160 240H158V242H162V241H160ZM165 240V239H164ZM225 240V241H224ZM40 241V240H39ZM82 241H83V243L85 244V246L83 245V243H82ZM116 241V242H115ZM134 241H137V240H133L132 242H134ZM171 241V242H172ZM181 241V240H180ZM186 241V240H185ZM188 241V240H187ZM103 242V244H100V243H102ZM176 242V241H175ZM183 242H184V239H183ZM190 243H191V241H189ZM188 242V245L190 244ZM205 242V241H204ZM226 243V245H228L227 243H229V245L231 246L233 243H234V245H232V247H228V246H225V243ZM44 243H45V241H44ZM56 243V242H55ZM131 243V242H130ZM164 241H163V247H162V244H160L161 246H159L160 247V249H161V256H162V252H163V248H164V246H166V245H164ZM179 243V242H178ZM230 243H232V244H230ZM46 244V243H45ZM52 244V243H51ZM148 244H151L150 242L148 243ZM158 244V243H157ZM156 244V245H157ZM165 244H169L170 245V243L168 242V243H165ZM184 244H185V242H184ZM187 244V243H186ZM104 245V246H103ZM135 247H133V246ZM176 244H174V246H175ZM179 245V244H178ZM178 245H177V247H178ZM181 245L183 246V244L181 243ZM23 246V245H22ZM99 246H103L104 247V249H103V247H100L99 248ZM118 246V247H117ZM126 248H125V247ZM171 246V245H170ZM182 246H180L179 248L182 250L183 248H182ZM190 246V245H189ZM197 246V247H196ZM223 246H225V247H227V248H225V247H223ZM116 247V248H115ZM124 247V248H123ZM130 247V248H131ZM162 247V248H161ZM185 247H186V245H185ZM205 247V248H204ZM21 248V247H20ZM43 248V247H42ZM42 248H40V249H42ZM51 248V247H50ZM53 248V247H52ZM120 248V249H119ZM140 248V249H139ZM157 248V247H156ZM167 248H170L169 246H167ZM173 248H175V247H173ZM198 248V249H199ZM46 249H47V247H46ZM98 249V250H97ZM114 249V251L112 252V250ZM115 249L117 250L116 252H115ZM119 249V250H118ZM136 249V250H137ZM158 249V248H157ZM160 249H158V251L160 250ZM172 249V248H171ZM178 249V248H177ZM186 249L188 250V248L186 247ZM186 249L185 250H183V254L181 253V252H179L180 254H182L183 256L184 255H188V254H190V252L188 253L187 251H186ZM191 249V248H190ZM216 250V252H215V250ZM58 250V249H57ZM65 250V249H64ZM174 250V249H173ZM179 250V249H178ZM180 250V251H181ZM20 251V250H19ZM46 251V250H45ZM45 251H43V252H45ZM48 251V250H47ZM46 251V252H47ZM93 251V252H92ZM99 251V252H100ZM147 251H149L148 253H145V252H147ZM150 251H151V253H150ZM166 251V250H165ZM170 251V250H169ZM168 251V252H169ZM175 251V250H174ZM185 251V252H184ZM208 251H209V254H208ZM210 251L212 252V251H214L212 254L210 253ZM42 252V251H41ZM45 252V253H46ZM51 252H53L52 251V249H51ZM51 252H47L46 253V255H45V253L43 254V255H45L44 257H45V259H44V261H46L47 262V264H54V262H56L55 261V259L57 260V256H55L57 253L59 254V252H57L56 254L54 253V252H56V249L54 250V252L53 253H51ZM114 253V254H112V253ZM136 252V251H135ZM176 252V251H175ZM22 253V252H21ZM158 255H156L155 254V256L157 257H161V256H159L160 255V253L159 252H156ZM167 253V252H166ZM165 253V254H166ZM171 253V254H170ZM170 257L171 258H173V256H172V252L170 251ZM177 254V252H176V255H178V257L176 256V258H173V260L175 261V259H177V258H179V256L181 257V255L180 254ZM188 253V254H187ZM192 253V252H191ZM53 254H55V255H53ZM164 254V252H163V256L166 258V256L167 255H165ZM195 254H197V253H192V254H190L189 255V257H185L186 258V260L187 261H195L196 260V258H199V257H196L195 256ZM225 254H227V256H228V258H230L229 260L228 259H226L225 260ZM11 255H13V254H11ZM11 255H9L8 254V256L10 257ZM20 255V254H19ZM23 255V254H22ZM98 255V254H97ZM197 255H199V254H197ZM21 256V255H20ZM55 256V257H54ZM89 256V255H88ZM88 256H87V259H88ZM94 256V257H95ZM175 256V255H174ZM183 256L181 257L182 258V261H185L184 259H183ZM194 256L196 257V258H194ZM60 257V256H59ZM74 257V256H73ZM151 257H154L153 256V254L151 255ZM213 257H214V259H213ZM15 257H13V259H14ZM23 258V257H22ZM55 258V259H54ZM84 258H85V260H84ZM93 258V257H92ZM136 258V259H135ZM149 258V257H148ZM163 258V257H162ZM169 258V257H168ZM167 258V259H168ZM188 258H189V260H188ZM191 258H192V260H191ZM194 258V259H193ZM211 258V259H210ZM227 258V257H226ZM10 259H12V257H10L9 258V260ZM59 259V258H58ZM96 259V258H95ZM95 259L93 260V262H95ZM109 259V260H108ZM152 259V258H151ZM150 258L148 259V260H151ZM154 259V258H153ZM152 259V260H153ZM201 259V258H200ZM204 258H202V260H203ZM25 260V259H24ZM23 260V261H24ZM29 260V259H28ZM89 260L90 259H88V262H89ZM136 260V261H135ZM151 260V261H152ZM161 260V259H160ZM163 260V259H162ZM165 260V259H164ZM170 261H173V260H171V259H169ZM58 261H60V260H58ZM144 260H142V262H143ZM145 261H146V263L148 262L146 259H145ZM144 261V262H145ZM150 261V262H151ZM168 261V260H167ZM166 261V262H167ZM170 261L169 262H167V264L168 263H170ZM182 261H180V259H179V262H182ZM186 261V262H187ZM197 261H199V259L197 260ZM204 261H206V260H204ZM204 261L203 262H199L200 264H202V263H204ZM6 262V261H5ZM9 263H10V261H8ZM45 262V263H46ZM63 262V261H62ZM87 262V261H86ZM86 262H85V264H86ZM87 262V263H88ZM102 262V261H101ZM139 262H141V261H138L137 262V264L139 263ZM143 262V264H146V263H144ZM165 262V261H164ZM164 262H163V264H164ZM196 262V261H195ZM208 262H207V264H208ZM2 263V262H1ZM7 263V262H6ZM60 263H61V261H60ZM98 263V262H97ZM97 263H95V264H97ZM105 263V264H106ZM173 262H171V264H172ZM176 263V262H175ZM178 263V262H177ZM184 263V262H183ZM188 263V262H187ZM58 264V263H57ZM62 264V263H61ZM65 264H73L71 261H68V260H65ZM91 264V263H90ZM101 264V263H100ZM113 264V263H112ZM139 264H141V263H139ZM148 264V263H147ZM153 264V263H152ZM155 264V263H154ZM158 264V263H157ZM160 264H162V263H160ZM166 264V263H165ZM178 264H180V263H178ZM186 264V263H185ZM195 264V263H194ZM197 264H198V262H197Z\"/></svg>",
    "mask_w": 264,
    "mask_h": 264
}]
</instances>
